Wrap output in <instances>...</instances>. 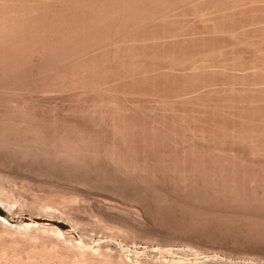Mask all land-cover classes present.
Wrapping results in <instances>:
<instances>
[{
  "label": "rangeland",
  "instance_id": "rangeland-1",
  "mask_svg": "<svg viewBox=\"0 0 264 264\" xmlns=\"http://www.w3.org/2000/svg\"><path fill=\"white\" fill-rule=\"evenodd\" d=\"M1 1L2 0H0V4L6 8H4L3 6L0 5L1 10H2V7L4 8L3 12L1 10L0 11L2 13H4L6 11V9L8 10V15H6V12L4 13L6 15V17L4 15L5 19L0 16L4 21L5 20L9 21L8 19L11 20V18L9 17L11 15H13L11 17L15 18V19H17V17L19 18L20 15L27 16L25 18V21H24V16H23V19H22V17H20L22 23H23V21L26 22V21L30 20V18L32 19V20H30V21H32V26H29V25H31V22L28 21V23H30V24L25 23L23 25L25 28H27V26H28L27 30L22 29L24 31L29 32L28 36H29V38L31 37L30 39H32V40L33 39L35 41L37 40V39H35L36 37H34V36L40 30L41 26L44 28L45 27L44 24H46L48 29H46V31H45V30H43V28H41L40 31L42 33L40 32L41 34L38 35V38L41 37L40 40L42 41V43L44 40V39L42 40V35L44 33H45L44 35H46V33H47V36L50 33L49 36L51 37V36H54V31H55V34H56V32L58 34V35H56V37L57 36L61 37L62 35H65V36H67L66 37L67 39H69V40L73 39L72 40L73 42L69 41V43H68L71 47L72 44L74 45V43H75L74 41H76L75 36L76 35L77 36L82 35V31H81V33L79 32V35L76 33L78 31L82 30L80 28H82L85 24V28L83 27V35H84V29H87L86 27L90 25V24H88V23H90L89 22L90 19H91V22L94 21L95 24L97 23L96 26H98L99 23L101 22L100 26H98V27H95V26L91 27L90 26L91 28L95 27L94 31H96V29H97V31H99L101 33V35L99 34V32H93V29H92V32H93L92 33L91 31H89L91 28L88 27L89 30L87 29L85 31H89L88 33H89V35L91 34L90 35L91 37H93L94 39L98 38L99 40H92L93 38L91 39V37L89 38V36L84 35L87 37L89 43H88V41H86L87 39H85V37L83 36L84 37L83 40H85L88 43L86 45L84 44L85 46H83V43H82L83 40L80 41V38L77 37V40L79 39V42L77 43V41H76V43L77 44L81 43L80 44L81 46L78 45L79 46L78 47L75 44L76 45V46L74 45V48L76 47L75 49H72L73 46H72V48H68L69 47V45L67 44L68 40L65 38V36H64V38L61 37L60 39L62 41L64 39V41L66 43L65 46L68 45V47L66 46L68 50L63 49L65 46L63 47V45H61V43L64 44L63 43L64 41L62 42L60 39L59 40L61 41V43H60V41L55 42L54 46H51L49 48L48 47L49 43L47 44L46 42L49 39H55V37L49 38V36H48L49 39L48 40L46 39V41L44 42V44H47V45H44V44L41 45L42 43L40 40H38V41H40V42H38V44L40 43L39 45L32 43L33 42L32 41L31 42L32 48H35L33 45H38V46H40V48H43V49L45 47V50L49 49L48 55H51V56L54 55L55 56L54 57L55 59H52V57H50L52 59V61H54L53 63L49 62V61H51L50 59H48V60L45 59L48 64H46V62H42V60L45 61L43 58L47 53V52L45 53V50L43 53L42 52L43 50H41L39 48L41 51L36 52V50H35L36 48H35L34 49V51L36 52L35 53L33 50L31 51V44H30L29 45L30 46L29 51H26L27 48H29V46H28L29 43H28V41H27V43L25 42L24 44L25 45L27 44L26 46H28V47H26V48L23 47L21 49V51L23 52V53L21 52L22 55L26 56V54H27V57H28V56L34 54V56H35L39 52L35 57L32 56V58L28 57L26 59L25 56L21 57V59L25 58L26 60H25V62H24V59L20 60L19 64H21V63H25V64H23V65L18 64V66H20V70L17 66V71L19 70L20 72H23V74L25 73L24 75H26V76H24V77L27 78V82L28 81L29 82L27 83L26 79L22 76L23 74L20 73V77L19 76H16V77L24 78V80L23 79H20V80H23V82H25V84L23 82L19 83L18 78H17L18 80L17 79H14V80H17L16 82L19 83L18 88L21 89L20 90L21 92L17 88L14 89L17 86L13 85V84L12 85L14 86V88L12 85H10V86H8L10 88L6 87V88L0 89V90H2V91H0V97H2V98H0L1 99L0 102H2L0 104L1 105L3 104L2 105L3 107L0 105L1 106L0 114L3 115L4 119L6 117L4 114H6L8 118H10V116H11L9 121H11L12 119L14 121V118H16L18 116L17 117V119H18L20 116L21 120L18 119L19 122L21 123V125L26 126L27 124H25V123H27L28 119H27V117L26 118L24 117V120H22V117L26 116V115L30 116L31 113L34 112V114L32 113L34 115L31 118L32 120L31 119L29 120L30 122L31 121L32 122L31 123L28 122V125L30 124V126H33L32 123L35 122L37 125L34 123L35 125L33 127H37V128H34V129L38 130L37 134L40 133L38 127L43 125L42 128L44 127L43 128L44 131H42V128L40 127L41 128L40 130L42 131L41 132L42 135L45 134V135H43L45 137L49 135L48 136L49 140L51 139V136H52V141L56 138L54 140L55 143L58 141V139H60L59 142L61 144H57L58 145L57 147L59 148V147L64 146V147H62L63 151L66 150V148L68 147V145L65 141L67 139L66 136L68 134H69L68 136L75 135V132H78L80 135L83 134L81 139L82 140L84 139V141H82L78 137L79 135L77 133H76L77 136L75 135V136H72V137L70 136V137L71 138L78 137V140H81V142H84V143L86 141V138L89 136L87 138V141H86V143L89 141L87 145L92 143L93 140L95 139V143L94 142L92 143V148L88 147L87 145H86V148H85V146L82 147L83 143L81 144V142L79 141L80 144L82 145V146H80L81 149H83V148L87 149V147H88V149L85 151H84V149L81 150L78 147V149H79L78 152H80V153L82 151L85 152V153L84 152H82V153L87 156V157H85V160L87 158V161H85L84 158L82 159V157H81V156H85V155H82V154L78 153L77 151H76V153L80 154L81 156L75 154V151H74V153H72L73 149L68 151V149H70L68 147V149L66 151L70 152L73 155L75 154V156L76 155L78 157L80 156V158H81V159L79 158V160H81V161L78 162V160H77L78 163H76V164L70 163L69 162L70 160H68V164H66L67 158H66V160L64 159L66 156L64 154L65 152H62L63 153L62 156H61V154L55 155V153H53V151L55 150L54 148H57V147H55L56 144L54 146V143H52V142H51L52 143L51 147L54 146V148H53L54 150L49 146V144H50L49 142L51 140L43 142L45 147L43 146V143H42L41 146L44 147L46 150V148H47L46 146L48 145L49 150L47 149V152H49L50 150H51V152L48 153L47 156H45L46 154L43 153L44 155L41 154L40 157H37V159H39V158L42 160L44 159L43 160L44 162H42V160H40V161L38 160L37 164L34 163L36 161H34L33 163L30 161V159L33 161V159L31 157H36V156L40 155L39 154V155L34 156V154L37 153V150L35 149V147L34 148L31 147V148L33 150L35 149L36 151L35 150L34 151L36 153L33 152V150L28 151L29 153H30V151H32L34 154L32 152H31V154H33V155L27 153V155L24 156V154H23L24 158H26V159H24L23 156L21 155V152H24V151H20V149H19L20 153H18V154L21 157L18 154L16 155L13 153V152L16 153L17 152L16 150H12V149L7 150L8 148L7 149L5 148V150H7L9 152H7V151L3 152L2 151L3 149L0 148V150L2 149L0 151V194H1L0 198L2 196L3 200L5 199L6 202H10L9 204L15 205L14 207H12V209H10L9 207H7L4 204L5 201H0V210L3 212V214L0 213V215L6 217V219H7V222L0 221V235H1L0 236V245L4 244L5 246H7L9 244L11 247V248H9V245H8L9 249H13V251L17 250V252L19 251L20 253L22 252L20 250L29 249V248L30 249L33 248V250L36 249L35 251H39L38 249L41 248V249H46L49 253H54V252L56 253L60 249H63V247L58 245L59 246V248L57 246L58 249L57 248L53 249V247H52L53 245H51V244L59 241V238H58L59 236H65V238L61 237L60 240L61 239H67V238L69 239L71 237L70 239L74 238L76 242H79L78 240H81V239L86 240L87 236H88L89 237L88 239H90L89 240L90 244L95 245L98 243H102L103 242L102 240L106 241L107 239H110L111 236L113 235L112 236L113 238H111V239H115V241L120 243L121 245L127 244V245H125V247H127V246L130 247V250H126L124 256L127 259H134L136 256L135 254H137V251L138 250L140 252L142 251V248H139V246H142V245L143 246L144 245L145 246H147V245L148 246H158V245H163L166 243H173V242L174 243H180V241L187 240V242L189 241L190 243H193L194 245H198V246L201 245V247L203 246V248L206 249L207 253H209L211 255L218 254V255L224 257L227 261H232V262H238V260L239 261H243V260L244 261H252L254 259V261L257 264H259V262H260V264H263L264 263V237H262V236H264V235H259V236L255 235V234L253 235V232H251L249 230L252 227L253 228L257 227V226L254 227V225H257V223H259L258 228H260L264 225V222H263L264 221V210H263L264 208L260 209L262 206V203H263L262 207H264V202L261 203V201L264 199V195H263L264 191L262 190V188L260 189L259 187L257 189L262 190V193L260 190L259 191L256 190V192L254 191L255 190L254 188L257 187L256 185H258L260 187L264 186V182H262L264 180L263 179L264 178V0H150V1L145 0L146 2L144 0H139V1L138 0H129V2H128V0H125V1L122 0L123 2L121 0H99V1L98 0H84V1L83 0H77V1L76 0H4L2 2ZM7 1H9V2H7ZM124 2H125V4H124ZM7 3H8V5H7ZM27 3H29V4H27ZM138 3H139V5H138ZM113 4L116 5V7ZM141 4H143V5H141ZM136 5H138L139 7ZM8 6L10 9H11V7H13V9H11V10H14V11H16V10L20 11L22 9L20 11L21 13L16 11L18 13L17 14L16 12L12 11L13 12V14H12V12L9 11L10 9L7 8ZM24 6L27 9V11L30 10L29 14L26 11V9L23 8ZM112 6L114 9L115 8L116 9L114 10L112 8ZM108 7H110L111 9ZM18 8H21V9H18ZM32 8L34 10L33 14L31 13ZM98 8H99V10H98ZM100 8H101V11L103 10L102 12L100 11ZM126 8L131 12H129ZM94 9H95V11L97 10V12H94ZM134 9H136V11ZM78 10H80V12ZM83 10L86 14L83 12ZM22 11H24V13ZM122 11H124V12L126 11V12L124 13ZM9 12L11 13V15H9ZM34 12H36V14H37L36 17L34 16V14H35ZM82 12L84 13V15ZM91 12H93V13L91 14ZM110 12H112V13L110 14ZM118 12H119V14H118ZM2 13H0V15H2ZM14 13H16V15ZM133 13H135V14H133ZM31 15H33V16L31 17ZM92 15H94V16H92ZM104 15H105V18H104ZM124 15H127V16H124ZM86 16H88L90 19L88 20V17H86ZM98 16H99V18H98ZM106 16H108V17L106 18ZM28 17H29V19L27 20ZM38 17L41 19H39ZM70 17H72V18H70ZM111 17H112V19H111ZM126 17L128 18V20L130 22L128 20L124 19ZM37 18H38V21H35V19L37 20ZM79 18H81V19H79ZM92 18H94V19H92ZM117 18H118V21H120L119 23L116 20ZM85 19H87L86 22H85ZM96 19L99 22L95 21ZM107 19H108V21H107ZM33 20L36 23L33 22ZM51 20H53V21L55 20V22H52ZM65 20H67V21L64 22ZM45 21H47V23ZM73 21H74V23H73ZM104 21L106 22V24L109 23L111 26H109V27L105 26ZM49 22L52 25H55L54 27H52V25H50V28L52 27L51 29L53 30V32H52V30H49V27H48ZM62 22H63V24H61ZM81 22L83 24H81ZM38 23L41 26H39ZM70 23H72V24H70ZM116 23H117V25L119 24L118 27L115 26ZM26 24H27V26H25ZM59 24H60V26H59ZM92 24H94V23L92 22ZM102 25H104V26H102ZM31 27L33 28V30H36L34 28H37V32H35V31L33 32L32 30L29 31L30 29H32ZM38 27H40V28H38ZM69 27H72V28H70L71 29L70 31L73 34L71 32H69V30H68ZM101 27H103V28H101ZM56 28H59V29H56ZM108 28H110V29H108ZM57 30L58 31L60 30V32H58ZM73 30L75 31V33L73 32ZM110 30L111 31L113 30V31L111 32ZM27 32L26 33L23 32V33H25V35H27ZM32 32L35 34V35L33 34L34 36L32 35ZM66 32L68 35L70 34V36L74 35V34H76V35H74V38H72L73 36H71L70 37L71 39H70L69 36L67 34H65ZM85 33L87 34V32H85ZM94 33H96V34H94ZM102 33H105V34H102ZM29 34H31L32 36H30ZM22 35L24 36V34H22ZM97 36H99V37H97ZM80 37H82V36H80ZM57 38L55 40H52V41L53 42L57 41L58 40ZM29 41H31V40H29ZM52 41L50 40L49 42H52ZM94 41H96V42L98 41L100 44L98 42L94 43ZM52 43H50V44H52ZM58 44L63 47V48H61L63 51L67 50L69 53H70L69 50H71L72 52H73V50H77L73 53H75L74 54L75 56L77 55L74 60H76V59H78V60H76V62L75 61L72 62L71 60L74 58V55L71 52L70 54L73 57V58H71L70 55H68V52L66 51V54L68 55L67 58L68 57H69V59L71 58V60L66 58V60H68L66 62H69V64L66 63L67 64L66 65L64 63L65 59L61 60L62 58H61L60 54L64 53V52H62V50H59V51H61V52H59L60 54H58V53L55 54V51H54V54L52 53L53 50L59 49V48H57L59 46ZM55 45L56 46L58 45V46L56 47ZM87 46L90 47L91 49L88 48ZM52 47L53 48L56 47V48L52 50L51 49ZM80 47H82V48H80ZM23 49L26 52H29V54L31 52L33 54L32 53L30 55L28 53L25 54V51ZM51 50H52V52H51V54H49V52ZM78 50L79 51L82 50V51L78 52ZM41 52H42V55L40 54ZM66 54L64 53L62 55V57L63 56L66 57ZM38 55H40L42 57L39 56L40 57L39 58ZM48 55H46V56H48ZM56 55H58V57H56ZM46 56H45V58H46ZM33 58H37V59H33ZM38 58H39V60H38ZM41 58H43V59H41ZM56 58L57 59L59 58V61ZM28 59H29V61H28ZM32 59H33V62L39 63L41 61V63H44L43 64L44 66L41 64L43 68L41 67L40 64L36 63L37 64L36 66L40 65L41 70H39V71H38V69L35 70L37 67L36 66L32 67L33 63H31L32 61H30ZM56 60H57V63H55ZM70 61L72 62V64L70 63ZM77 61H78V63H77ZM28 62H30V64ZM54 63L57 65H55ZM74 63L75 64L77 63L76 64L77 66ZM26 64L28 66L24 67V65H26ZM45 64L49 65L50 67L47 66V69H46ZM61 64H65L64 67L65 66L66 67L65 68L61 67L62 66ZM51 65H53V66L51 67ZM74 65L77 67V69ZM55 66H57V69L59 68V66L61 68H63V69H60V71H62L64 73V76L66 77V78L64 77V79H65L64 81H66V82L69 81L66 83V85H65V82L64 83L62 82L63 80L61 78H63V76L60 77V75H59L60 72H58L59 74L56 72V71H59V69L57 70L55 68ZM26 67H28V68L30 67V69L35 68L34 71L35 72L38 71L39 74L33 73V70L29 71V69L27 68L28 72H29L28 74H30V78H31L30 79L29 75L27 77V74L24 71V70H26V69H24ZM50 68H51V70H50ZM73 68L75 69L74 71H73ZM22 69H24V70H22ZM43 69L45 70L44 72H43ZM53 69H55V70H53ZM78 69H79V72L77 71ZM64 70H65V72H64ZM62 72H61V74H63ZM34 74L36 76H34ZM57 74L59 76H57ZM18 75H19V73H18ZM52 75H53V78L54 77L57 78V81H56V78L54 79L55 83L58 82L59 79L62 80L61 83L59 82V84H61V86H59V84H57V83H56L57 84L56 85L55 83L52 82L53 81ZM74 76H75V79H74ZM58 77H60V78H58ZM29 79L33 80V81H30ZM72 80H76V81L73 82ZM36 81H38V82H36ZM30 82H31V84H34V85L36 83L37 84L39 83L40 89L36 90L37 89L36 87L38 85H35L36 87H31L33 85H30L29 84ZM42 82H43V84H42ZM44 82H45V84H44ZM49 82H51L52 84H50ZM72 82H73V84H72ZM13 83L15 84V82H13ZM47 83H49V86L51 85V88L47 87V85H48ZM20 84H24L25 86L27 85L26 86L27 89L33 88L36 91H34V90L32 91L30 89V91L28 90L29 91L28 92L25 87L22 91L23 87H21L22 85L20 86ZM53 84L55 85L54 87H52ZM42 85H45L44 87H47V88H43ZM25 90H26V92H25ZM113 98H114V100H113ZM103 99H104V101H103ZM23 107H26V108H23ZM110 107H112L113 109ZM100 108H101V110H100ZM5 109H6V112H5ZM30 109H33V111L31 112ZM107 109L109 110V112ZM90 110L92 112H90ZM120 110H122V111H120ZM22 111L23 112L25 111V112L22 113ZM110 111H112V112H110ZM11 112H13V113H11ZM28 112L29 113L31 112V113L29 114ZM110 113H112V114H110ZM88 114H89L88 117L91 118L93 116V119L88 118L87 117ZM95 114L100 115V116H95ZM13 115H14V118H13ZM36 115L38 116V118ZM106 116H108V117H106ZM113 116H115V119L119 123H123L121 125L123 127H125L124 124L127 123L125 120H128V123L132 121L133 125L135 122V126H133L134 128L133 127H130V128H133V130L135 129L134 131H136V136L140 134L139 135L140 138H142L143 136H145L144 138H146V136L151 138L150 139L151 142L149 141L150 143H152L151 145L154 144V141L152 142L153 139L155 141H157L159 136L162 137V139L160 141L158 140L157 142H155L154 147L148 146L149 145L148 144L147 145L148 148H147L145 145V147H143V148H145L144 150H146L145 152L143 151V148H141V145H140V148L139 147L138 148L142 149V150H139V151L132 150V153H133L132 157L135 161L133 159L130 160V158H132V157H130L132 153H128L130 155L129 156L130 161H133L134 163L138 162L136 164L139 166L140 165L142 166V168L140 166V168H141V170H140V168H138V166H135L133 164L134 167H136V170L138 169L139 171L135 172L134 167H133V170H130L129 168L132 167L129 164L130 161L127 164V162H126L127 160H125L122 156L123 161L125 160L124 161L125 165H123V167L127 165L128 168H127V170L121 168L122 172H123V170H125V172H123L119 175L118 172L120 170V167L118 166V164L116 165V163H114V162L111 163L112 161H110V159L112 160L111 155L113 153H112V151H110L111 149L109 150V146L111 147V145L114 144V142H120V141H117L120 139L119 137L122 136L121 138L124 139L126 136H123V135L128 134L129 131L130 132L132 131V133H133L132 129L127 130L128 127L130 126V123H129V125H128V123L126 124L128 127H125V129L127 131V133H125L124 128L123 129L119 128L120 125L117 126L118 124L114 123L116 120L114 119ZM33 117H34V119L36 118V120L39 119V121H37L39 123H37L36 120H33ZM122 117L125 119H122ZM8 118H6V119L8 120ZM118 118L121 122L118 120ZM127 118H129L131 121ZM25 119H26V122H24ZM70 119H71V121H70ZM85 119H87V120L90 119V120H88L89 121L88 122ZM112 119L114 122L112 121ZM93 120L97 123L94 124L95 122ZM97 120L100 122H98ZM106 120H108V121H106ZM122 120H124L125 122ZM53 121H55V122H53ZM148 121H149V123H148ZM108 122L110 124L113 123V124H117V125L114 128V125H110ZM87 124L89 125V127ZM81 125L83 126V129H82ZM30 126H28L29 129H30ZM202 126L206 127L205 130H207L209 128L210 129L208 131H205V130H203L204 128ZM33 127H31V132L33 130ZM58 127H59V129H58ZM235 127H236V129H235ZM116 128H117V130L119 129L118 131L124 132L123 135H120V132H119V135H117L118 131L116 130ZM79 129H81L83 132ZM101 129H103V130H101ZM199 129H201V130H199ZM212 129L215 133L210 132V130H212ZM85 130H87V132ZM122 130H124V131H122ZM141 130L143 132H141ZM33 131H35V130H33ZM61 131H62V134H61ZM80 131H81V133H80ZM89 131H91V132H89ZM92 131H95V132H92ZM103 131H105V132H103ZM115 131H117V132L115 133ZM202 131H203V134H202ZM240 131L242 134L240 133ZM247 131H248V133H247ZM63 132L67 135H63L64 134ZM207 132L208 133L210 132V138L212 139V137H213L214 141L216 140L214 138L215 135H217V136L220 135V138L219 137H218L219 139L217 138V142L216 141L214 142L213 139L210 141L209 140L210 138L207 140V139H205L209 135ZM86 133H87V135H86ZM178 133H180V134H178ZM204 133L206 135V137L204 136L205 138L201 137V135H204ZM211 133H213L214 135L212 134L213 136H211ZM37 134H34V135H37ZM46 134H48V135H46ZM133 134L135 135V133H133ZM141 134H143V135H141ZM198 134H200V135H198ZM31 135L32 134H30V136ZM59 135L60 136L63 135V138L59 137ZM92 135L94 138L92 137ZM102 135H103V138H102ZM114 135L119 136L118 139H117V136L115 137ZM132 135H130V136H132ZM134 135L132 137H130L128 135L130 138H132L131 141L134 140V142L135 141L137 142V140H140V139H138L139 136L136 137ZM154 135H155V137L152 138V136H154ZM233 135H235V138ZM252 135H253V137H251ZM43 136L42 137L40 136V137L44 141L46 139L48 140V138L44 139ZM217 136H215V137H217ZM236 136H238V137H236ZM70 137L68 139L74 143L73 147L77 148V147H75L78 145V144L75 145V143L77 142V139L73 138L74 140H72ZM133 137H134V139H133ZM183 137H185V138H183ZM239 137H243V139L242 138L240 139ZM245 137H246V140H245ZM247 137L250 139V141ZM258 137H260V138H258ZM64 138H66V139L63 140ZM108 138H109V140H108ZM114 138H115V141H114ZM130 138H128V139H130ZM135 138H137V139H135ZM144 138H143V140L142 139L141 140L144 141ZM149 138L145 139L146 143L142 142L141 140L140 141L143 144H147L148 143L147 140H149ZM255 138L257 141L259 140V143L261 142L262 144L260 143L261 145L259 144V146H258V142H257V144L255 145L254 144V143H256ZM22 139H24V138H22ZM42 139H41V141H42ZM97 139H98V144L102 148L104 147L103 149L98 145L96 146ZM202 139H205V141ZM247 139H248V141H247ZM69 140H67V141L70 142ZM251 140H254V141H251ZM140 141H138V142L140 143ZM20 142L24 143L23 140ZM59 142H57V143H59ZM107 142H108V144H107ZM110 142L111 143L113 142V143L111 144ZM138 142L136 144H139ZM165 142H167L168 144ZM45 143H47V145ZM156 143H159L160 145L158 146V144L156 145ZM238 143H240V144H238ZM24 144H23V146H27L28 148L31 145V144L26 145V143H24ZM68 144H69V146L71 145L70 143H68ZM109 144H111V145H109ZM33 145L37 146L38 143L33 144ZM199 145H200V147L206 146L205 148L202 149L203 150L202 154L201 155L199 154L200 157L204 154L203 156L205 158L208 156V154H210L212 152L211 156H208L207 159L209 157H210V159L213 157L212 158L213 160H209V159L206 160L205 159L208 163H210V164L213 163V165H210L206 162V164L209 165L211 168H214L216 166V164H218L217 166H219V164H220V166L222 167L220 169L223 171L224 165H222L221 162L224 161V163L229 164V166H227L225 164L226 165L225 168H227V169L231 168V165L233 164L232 165L233 170L235 168L237 170L238 166L235 168L233 167V166H236L235 164H237V165H239V168L242 170V172H244L245 174H247L245 171L248 169V167H250V169L253 170V171H251L250 169L247 170L249 174H250V172H252L253 174L251 173V175L255 174V176H256V177L254 176L255 179H253L254 177L249 179V184H251V185H249V184L247 185L248 189L246 188L247 186L245 187V184H247L246 182H248V181L245 182L244 180L245 179L248 180L247 178L251 177V175H243L242 172H240L241 170L238 168L239 172H238V170L236 172L241 173L243 176H246L245 179H244V177L242 178L243 184H241V183L238 184V180H237V182L234 181L235 177H232L233 175L231 176L234 179L233 180L228 174L232 170L228 171L227 169L224 168L225 172L224 171L223 172L224 173L228 172L227 174L231 178V181H230V180H228V178L226 179L227 176L224 177L225 180H228L227 181L228 184L230 182H231L230 184H232V180H233L235 182V185L238 184L239 187L242 186L241 190H243V187H244V188H246V189H244L246 191L251 190V192L248 191L249 194L251 193V195H252V194L256 193L257 198H260L258 195L261 193L262 194L261 198L263 197V199L262 200L258 199L259 202L254 201V203H258V206L260 205L259 206L260 208L259 207L256 208L257 204L256 205L255 204L249 205L251 203L247 204V202L253 203V200H255L256 198L251 200L253 198V195L252 196L250 195V197H249V195H248V197L244 196L245 193L248 194L246 191H245V193H244V191L240 194L237 193V191L234 189L235 186H233V188H232V185L234 184V182L232 185H230V184L229 185L233 190H235L234 192H236L235 193L236 199H237V195H241L243 193H244L243 198L241 196L240 201H243L244 197L245 198L247 197V198H246V201L245 200L243 201V203L240 201L238 202L236 199H235V201L233 200L234 202L238 203V204L237 203L232 204V205L236 204L235 206H229L228 205L229 201L233 197L232 196L233 194H231V193H234V192L229 190V189H231L229 186H228L229 188L226 187L227 185H226V183H225L226 181H224V179H223V181L225 184H223V182H222V184L220 183V185H218L219 181L216 182L217 180L222 179L221 178L222 172H220L218 170L219 167L217 168V166H216L214 168V170L215 169L218 170V172L221 174V175L218 174L220 176V179H217V177L215 176V173L217 171L215 170L216 172H214V170L212 169L211 171H213V176L216 178L213 177L215 179L214 180L212 177L211 178L208 177L209 175H212L211 174L212 172H210V174L207 175V178L208 179L210 178L209 180H211V181H209L205 177L207 173L205 175H203L204 171H202L205 169V166H206V169H207V167H209L206 164L204 165V163L201 162L202 160L204 161V159L202 158V160H199L200 157L198 156L199 165H198V160L197 159L194 160V161L197 160L196 161L197 162L196 167H201V165L203 164L202 170H201V168H198V171L201 170V172H200L201 175L198 174L199 172L197 171V169L195 167L196 162L191 163V162H193V157L194 158H195V156L197 157V155H198L197 153L198 152L200 153L202 151L201 148H200V151H197L199 149H197V150L194 149V147L199 148ZM156 146L158 147V149H156ZM261 146L263 147V148H261L262 149L261 151L259 149L258 150L256 149V148L261 147ZM71 147H72V145H71ZM19 148H20V146H19ZM23 148H21V149H23ZM28 148L25 147V149H28ZM89 148L91 149V152H89ZM190 148H193L192 150H194V152L197 151V153H195L196 155H194V152L191 150L193 152V155H194L193 157L191 156L192 152H189L191 154V155L189 154L190 156L188 155V151H190L188 149H190ZM215 148H217V149H215ZM104 149L106 150L105 152H104ZM107 149L110 152H107ZM134 149H137V148L134 147ZM147 149H149V151H147ZM182 149H184V150H182ZM205 149L206 150L213 149V150H208L209 152L206 153L207 151ZM74 150H76V149H74ZM169 150L170 151L173 150V151L170 152ZM26 151L27 150H25V152ZM87 151H88V153L86 154ZM135 151L138 153H135ZM182 151L184 153L187 152L188 157H190L189 160H192L191 162L189 161V163L191 165L193 164L192 166H194V167H192L190 164H188V165H190V167H192L193 169L195 168L196 171H195V169L192 171L191 170L192 168L189 169L190 167H188V166H187V168L189 169V171H187L188 169L187 170L185 169L188 162L187 161H181L179 159L180 157L182 158V154H183V157L186 154V153L184 154ZM10 152H12V153H10ZM127 152L128 151H125V153H127ZM96 153H98V154H96ZM108 153H110V154H108ZM134 153L137 155H134ZM154 153H156V154H154ZM165 154H166V158H164ZM29 155H31V156L28 157L29 158L28 159L26 156H29ZM51 155L52 156L54 155L53 158ZM108 155H110V157ZM187 155H185L186 160L188 159ZM95 157H96V159H94ZM106 157H108V158H106ZM124 157L127 158V155L125 154ZM146 158H147V161H146ZM185 159H182V160H185ZM216 159H218V160H216ZM57 160H58V163L55 162ZM71 160H72V162H75V160L74 161H73V159H71ZM214 160H216V161H214ZM219 160H221V161H219ZM48 161H49V163H48ZM62 161H64V162L62 163ZM107 161H108V163H107ZM150 161L153 162V164L151 163L153 166H156V167H153L156 169L152 168L153 173L150 172V171H152V169H151L152 166L150 165V163H148ZM209 161H211V162H209ZM212 161L217 162V163L215 164ZM53 162L55 164L57 163V165L59 167L57 165H55ZM82 162H86V163L81 164ZM145 162H146V165H145ZM176 162H177V165L178 164L179 165L177 166V168L173 167V169H172L171 168L172 166H174V165L176 166ZM183 162H185V163H183ZM43 163L45 165H43ZM182 163L184 165L185 164L186 165L184 166ZM114 164H115V167L112 166ZM29 165H31V167ZM77 165H79V166L77 167ZM102 165L104 168L103 167L101 168ZM128 165L131 167H129ZM143 165H144V167H143ZM149 165H150V170H148V168H146L147 166L149 167ZM182 165L184 166L183 167L184 168L183 174L181 173L183 168L179 167ZM212 166H214V167H212ZM240 166L243 168L247 166V169L245 170V168H244V171H243V169ZM75 167H77V168H75ZM88 167H91V168H88ZM118 167H119V169H118ZM163 167L164 168L166 167L165 169L168 172H166L165 170L164 171L160 170V169H163ZM167 167L169 168L168 170H167ZM253 167H255V168H253ZM43 168H45V169H43ZM54 168H56V169H54ZM106 168H108V169H106ZM113 168L117 169L118 171L114 170ZM144 168L146 169V172H145ZM41 169H42V171H41ZM48 169H50L51 171L50 170L48 171ZM66 169H68V170H66ZM76 169H78L79 171ZM91 169H92V171H91ZM143 169H144L145 173L143 172ZM177 169H179V171H178L179 173H177ZM154 170H158V171L155 172ZM185 170H186V172H185ZM207 170L210 171V169H207ZM71 171H72V173H71ZM126 171H128V174L126 173ZM130 171H131V173L136 175V177L139 175V177H137L138 179L140 178V175L146 174L147 171H148V173L150 172L149 175L151 173L153 174V175L152 174L150 175L151 177H154V174L158 173L159 171H160L159 173H161V171H162L163 173H161V176H163V175L164 176L161 177L159 173L157 175L155 174V176L159 175L158 178L156 177V182L158 180H160V177H161V181L157 182L160 186L157 185L156 182L153 184V181H155V177L151 179L148 174H147V176L144 175L145 177L141 176V178H143V177L148 178L149 177L148 178L149 182H151V180L154 179L152 181V184L149 183L147 188H145V186H143V188H141V185H139V184L143 185V183H139V182L143 181V180L141 178L139 180L133 179L132 177L134 175H132L130 173L131 178H132V180H131L129 177H127L128 175H130L129 174ZM234 171H232L231 173L233 174ZM115 172H117L118 174ZM137 172L138 173L141 172L142 174H140V173L136 174ZM189 172L194 173V175H196V176L198 174V178L200 176H203L201 179L203 184H202V182L198 183V182H200V179L198 180V179L193 178V177L190 178V176L192 174L189 176L188 175ZM195 172H198V173L196 174ZM236 172H234V173L236 174ZM257 172L262 176V178H261V176L258 178ZM82 173H84V174H82ZM125 173H126V176H125ZM186 173H188L187 174L188 176H185ZM178 174H180V175H178ZM227 174H223V176L227 175ZM235 174H234V176L238 175L237 176L238 178L242 177L241 174H237V175H235ZM76 175H78V177H80L79 182H78V178ZM182 175L184 176V178L182 177ZM216 175H217V173H216ZM81 176L82 177L88 176L87 177L88 179L86 177H85L86 179L81 178ZM204 177H205V180H203ZM185 178H186V180L187 179L189 180V185H188V180L186 181ZM238 178H236V179H238ZM257 178L259 179V181H261L263 179L261 181L263 185H260L261 184L260 182H259L260 184L256 183V182H258ZM75 179H76V181H75ZM194 179H196V182L192 183V185L195 186L194 190L197 191L198 189H200L199 191H197V192H200L198 194V196H200L199 200L194 198L197 195L196 193H193L195 191L191 192L193 186L191 187L190 180L195 181ZM242 179H240V180L242 181ZM81 180L83 183H81ZM89 180H91V181H89ZM98 180H99V182H98ZM100 180H101V182H100ZM197 180H198V182H197ZM206 180H208L209 184H206V182H207ZM212 180H214L215 182ZM86 181H88L89 183ZM135 181L138 182V184ZM146 182H147V180L145 181L144 185H146L148 183V182L147 183ZM244 182H245V184H244ZM204 183L207 186L210 185L211 183H213L214 185L211 184L209 187V188H211V190L213 192L216 191L217 187H218V191L221 190L223 193L229 191L228 192L229 197H228V195L226 196V193L223 196V193L221 194V191L219 192V194L221 196H223L224 198H226V197L230 198V199L226 198V200L222 199L223 200L222 203H224V202H225L224 204L227 203V206L223 204V206H225L226 208L225 207L223 208V206L220 207V205H222V203H221V200H219V199H221L223 197L220 196V198H217V197H219V195L216 196L218 193L217 191L215 192L216 193V195H215V193H213L212 191L209 192L210 191V190H208L209 188L205 186V188H207V190H208V193H210V194L206 195L205 192H207V190L206 189L204 191L201 190V187L202 186L204 187ZM215 183H217V185ZM255 183H256V185H255ZM118 184L119 185L121 184V185L119 186ZM195 184H197V189H196ZM252 184H253V186L255 185V187L249 189L250 186L252 187ZM137 185H139V187ZM151 185L152 186L156 185V187H154V186L152 187ZM212 185L214 186L213 189L211 187ZM221 185H223V186L225 185L223 188H225V187H226V189L228 188L227 189L228 191L225 189H222ZM238 185H236V187ZM117 186L120 187L121 189L119 188L120 189L119 190L117 188ZM149 186H151V187H149ZM189 186L191 187V190H190ZM199 186H200V188H199ZM215 186H217V187H215ZM157 187H158V189H157ZM239 187H238V190H239ZM122 188H125V192H124V189H122ZM151 188H153V189L151 190ZM219 188H220V190H219ZM214 189H215V191H214ZM252 189H254V190H252ZM223 190H225V192ZM241 190H239V191L241 192ZM188 191H189V193H188ZM253 191H254V193H253ZM160 192H162V193H160ZM201 192H202L203 196L200 195ZM258 192H260V193L257 194ZM203 193H205V194H203ZM211 193H212V195H211ZM193 194H195V195H193ZM213 194L216 196V198L213 196ZM230 194L232 197L230 196ZM190 195H192V196H190ZM204 195H205V197H204ZM95 196H96V198H95ZM198 196H196V197L198 198ZM235 196L233 198H235ZM191 197H193V198H191ZM203 197H204V199H203ZM208 197H210V198H208ZM254 197H255V194H254ZM92 198H94V199H92ZM101 198H107V200L106 199L102 200ZM206 198H208V199H206ZM211 198H213L215 200V202L213 199L211 200ZM6 199L9 201H7ZM192 199H195L194 201L197 200V202H194ZM200 199H203V200H201L202 202L200 201ZM209 199H210V202H209ZM238 199H239V197H238ZM93 200H94V202H93ZM95 200H97V201H95ZM100 200H102L101 201L102 205L99 204ZM104 200H106V201L110 200V201L105 203ZM204 200L205 201L207 200V202H205ZM216 200L218 201V204L220 202L219 206L212 205V204L217 203ZM89 201L92 202V203H90L92 205L89 204V206H88L87 203ZM198 201L200 202V204L198 203ZM203 201H204V203H203ZM14 202H16L17 204ZM24 202L25 203L28 202V203H26V205H23ZM85 202H86V204H85ZM96 202H98V203L96 204ZM102 202H104V203H102ZM109 202L110 203L112 202L113 205L115 204L114 209L111 206H109L110 208L107 207L110 204ZM211 202H212V204H211ZM245 202H246L247 206L244 205ZM230 203H231V201H230ZM239 203L243 204L244 207L241 206V204L239 205ZM259 203H261V204H259ZM204 204H207V205L209 204L208 207L210 206L209 208L212 211L210 212L207 205L205 206ZM19 205H22V206H19ZM32 205H34V207H32ZM105 205H107V206H105ZM37 206H38V208H37ZM90 206H92V207H90ZM94 206L95 207L98 206L99 209H102L103 212L97 211ZM115 206H117L118 208ZM238 206L242 207L241 211L243 210L242 211L243 213H241V211H240V213L244 214V215L246 214L245 216L244 215L241 216V214H239V211H236L237 209H235L234 207L238 208ZM248 206H249L250 210H251V208H254V207L256 209L254 208L251 211L249 210L248 214L244 213L245 211H248L247 210ZM42 207H44V208L45 207H53V209L54 210L56 209V210L52 213V212L46 211V209H42ZM54 207H56V208H54ZM83 207H86V209ZM205 207H207V208H205ZM211 207H213L214 210L217 209V213L220 210V213H222V214L224 212L226 213V211H221V210H225V209L228 210V208H229L230 209L229 211H232V213L235 210L233 214L238 213L241 217L244 216V218H241L237 214L238 216L234 215V216L238 217L237 219H235L236 217H234V216L232 217L231 213L230 214L227 213L229 215L224 214L225 216H223V218H222V214L218 213L221 217L217 214L218 217L213 216V218L215 217V219H213L211 217L213 214L216 215L215 214L216 212L214 213V210L211 209ZM240 207H239V210H240ZM92 208L94 209V211ZM203 208H205L206 211ZM245 208H246V210H245ZM39 209H41V211H39ZM87 209H89V210H87ZM110 209H112V210H110ZM192 209L193 210L196 209V211H199V212L192 213L193 212ZM77 210L79 213L77 212ZM191 210H192V212H191ZM62 211L65 213H62ZM68 211H70V212H68ZM200 211L201 212L205 211V213L206 212L207 213L205 214L203 212L202 213L203 215H202ZM229 211H227V212H229ZM60 212H61V214H60ZM209 212L212 215L211 214L209 215L208 214ZM71 213L74 214V215L72 214V217H70ZM99 213L100 214L102 213V214L100 215ZM190 213L193 215V217H192V215H190ZM197 213L199 215L200 214L202 215L201 216V217H203V218H201L202 220H200L199 215L196 216ZM68 214H69V216L66 217V215H68ZM250 214H252V217H250ZM106 215H107V218H106ZM189 215H190V218H189ZM164 216H165V218H164ZM228 216H230V217L228 218ZM255 216H256V218L254 220L253 217H255ZM191 217H192V219H191ZM208 217H209V220H212V221H208L207 220ZM225 217H227L228 219L234 218L235 219L234 226L232 225L233 220H230L231 223L229 224L228 223L229 220L227 219V221H226ZM239 217H240V220H238ZM248 217H250L251 220L253 219L254 222L255 221L256 222L255 223L253 221L251 222V220ZM71 218H73L75 221ZM187 218H189V220ZM246 218L248 221L246 220ZM204 219H205V221L203 222ZM241 219H243V220L245 219L244 223H245V221H247L245 223V225L243 222H241V221H243ZM198 220L200 221V223L197 224L196 221H198ZM206 220H207V222H206ZM224 220H225V222H227L228 225L225 224V222L220 223ZM236 220H237V222H236ZM215 221H217V225L215 224ZM238 221H240L243 226L240 225V222L238 224ZM190 222H192V224ZM194 222L197 226L194 224ZM209 222L210 223L213 222V224H215L216 226H214L212 223L211 224L213 227L210 226ZM36 223L37 224L39 223L40 225H45L48 228H51V227L59 228L63 234L61 235V234H59V233H57L51 229L50 230L48 229V231H46V230L38 231L39 229H37V230L35 229L36 230V232H35L34 228H33V230H31L32 228L31 229L29 228L28 231L30 230L29 232L32 233V236H30L31 235L30 233H27L28 231L26 232L28 234L26 236L24 231H22L23 233L20 231V230H22V228L19 225H22V224L23 225H27V224L30 225V224H36ZM205 223H207V224H205ZM236 223H237V225H235ZM199 224H200V228H198ZM186 225L187 226L189 225V226L187 227ZM191 225L192 226L194 225V226L192 227ZM201 225H203V227H201ZM205 225H206V227H204ZM226 225H227V227H226ZM248 225L250 226L249 228H247ZM183 226H186V227H183ZM195 226H196V228H195ZM238 226H239V228H238ZM228 227H230V228H228ZM19 228H20V230H18ZM193 228H195V229H193ZM107 229L110 231H108ZM204 229H205V231H204ZM260 229H263V228H260ZM118 230L120 231V233L122 231L123 232L120 234ZM245 230H247V231H245ZM203 231H204V234L202 233ZM40 232H43L44 234L40 233ZM14 233H15V235H14ZM20 233H22V234H20ZM16 234H17V236H16ZM36 234H39V236L38 235H37L38 237L34 236ZM226 234H227V236H226ZM108 235L110 238L107 237ZM33 236L36 237L35 238L36 240L34 239ZM15 238L17 240H15ZM21 238H23V239H21ZM38 238L39 239L41 238L40 240L44 239V241L43 240L40 241ZM27 239H29V240H27ZM53 239H54V242H52ZM22 240H24V241H22ZM45 241H48L49 245H48V242H45ZM1 242H4V243H1ZM184 242H186V241H184ZM11 243L16 244V246L18 248L15 247V245L11 246L12 245ZM18 243H19V245H17ZM14 247H15V249H14ZM49 247L50 248L52 247V248L49 250ZM135 247H137V248H135ZM64 251H65V249L62 250V252L60 250L58 253L62 254V253H64ZM134 251H136V252H134ZM24 252L25 253L23 256H25V254H27L26 250ZM22 254H23V252H22Z\"/></svg>",
  "mask_w": 264,
  "mask_h": 264
},
{
  "label": "bare ground",
  "instance_id": "bare-ground-1",
  "mask_svg": "<svg viewBox=\"0 0 264 264\" xmlns=\"http://www.w3.org/2000/svg\"><path fill=\"white\" fill-rule=\"evenodd\" d=\"M2 1H4V0H2ZM2 1H1V2H2ZM76 1H77V0H76ZM83 1H84V0H83ZM98 1H99V0H98ZM121 1H122V0H121ZM121 1H120V2H121ZM124 1H125V0H124ZM138 1H139V0H138ZM144 1H145V0H144ZM148 1H150V0H148ZM5 2H6V1H5ZM7 2H9V1H7ZM14 2H15V1H14ZM16 2H17V1H16ZM122 2H123V1H122ZM126 2H127V1H126ZM128 2H129V0H128ZM132 2H133V1H132ZM136 2H137V1H136ZM142 2H143V1H142ZM145 2H146V1H145ZM154 2H155V1H154ZM182 2H183V1H182ZM3 3H4V2H3ZM11 3H12V2H11ZM84 3H85V2H84ZM91 3H92V2H91ZM98 3H99V2H98ZM113 3H114V2H113ZM133 3H134V2H133ZM140 3H141V2H140ZM151 3H152V2H151ZM14 4H15V3H14ZM16 4H17V3H16ZM27 4H29V3H27ZM37 4H38V3H37ZM124 4H125V2H124ZM145 4H146V3H145ZM154 4H155V3H154ZM0 5H1V4H0ZM7 5H8V3H7ZM10 5H11V4H10ZM96 5H97V4H96ZM106 5H107V4H106ZM108 5H109V4H108ZM111 5H112V4H111ZM113 5H114V4H113ZM128 5H129V4H128ZM132 5H133V4H132ZM138 5H139V3H138ZM138 5H136V6H138ZM141 5H143V4H141ZM1 6H3V5H1ZM15 6H16V5H15ZM15 6H14V7H15ZM79 6H80V5H79ZM102 6H103V5H102ZM114 6L116 7V5H114ZM122 6H123V5H122ZM136 6H135V7H136ZM152 6H153V5H152ZM154 6H155V5H154ZM3 7H4V6H3ZM3 7H2V10L0 9L2 12H3V9L6 8V7H4V8H3ZM18 7H19V6H18ZM31 7H32V6H31ZM31 7H30V8H31ZM84 7H85V6H84ZM99 7H100V6H99ZM103 7H104V6H103ZM130 7H131V6H130ZM138 7H139V6H138ZM7 8H9V6H8ZM23 8H25V6H24ZM30 8H29V9H30ZM33 8H34V7H33ZM33 8L31 9V10H32V12H31L32 14H33V11H34ZM77 8H78V7H77ZM108 8H110V7H108ZM108 8H107V9H108ZM112 8H113V6H112ZM136 8H137V7H136ZM9 9H10V8H9ZM11 9H13V7H11ZM11 9H10L9 11H11V12L14 11V10H11ZM18 9H21V8H18ZM25 9H26V8H25ZM25 9H24V10H25ZM29 9H28V10H29ZM70 9H71V8H70ZM104 9H105V8H104ZM110 9H111V8H110ZM113 9H114V8H113ZM115 9H116V8H115ZM115 9H114V10H115ZM120 9H121V8H120ZM126 9H127V8H126ZM15 10H16V9H15ZM21 10H22V9H21ZM21 10H20V11H21ZM75 10H76V9H75ZM98 10H99V8H98ZM127 10H128V9H127ZM134 10L136 11V9H134ZM137 10H138V9H137ZM1 11H0V13H2ZM16 11H17V10H16ZM16 11H14V12H16ZM20 11H17V12L21 13ZM26 11H27V9H26ZM29 11H30V10H29ZM29 11H27L28 14H29ZM78 11L80 12V10H78ZM85 11H86V10H85ZM89 11H90V10H89ZM100 11H101V8H100ZM102 11H103V10H102ZM102 11H101V12H102ZM128 11H129V10H128ZM5 12H6V15H8V10H7V9H6ZM5 12H4V13H5ZM17 12H16V13H17ZM22 12L24 13V11H22ZM27 12H26V13H27ZM83 12H84V10H83ZM83 12H82V13H83ZM94 12H97V10L95 11V9H94ZM105 12H106V11H105ZM108 12H109V11H108ZM122 12H124V11H122ZM125 12H126V11H125ZM125 12H124V13H125ZM129 12H131V11H129ZM132 12H133V11H132ZM4 13H2V15H0V16H1L2 18L5 19L6 15H5ZM16 13H14V14L16 15ZM23 13H22V14H23ZM34 13H35L34 16L36 17L37 14H36V12H34ZM55 13H56V12H55ZM77 13H78V12H77ZM84 13H85V12H84ZM84 13H83V15H84ZM92 13H93V12H91V14H92ZM111 13H112V12H110V14H111ZM136 13H137V12H136ZM163 13H164V12H163ZM12 14H13V12H12ZM17 14H18V13H17ZM28 14H27V15H28ZM57 14H58V13H57ZM68 14H69V13H68ZM79 14H80V13H79ZM85 14H86V13H85ZM94 14H95V13H94ZM103 14H104V13H103ZM108 14H109V13H108ZM118 14H119V12H118ZM118 14H117V15H118ZM130 14H131V13H130ZM133 14H135V13H133ZM133 14H132V15H133ZM138 14H139V13H138ZM4 15H5V17H4ZM9 15H11L10 12H9ZM19 15H20V14H19ZM38 15H39V14H38ZM72 15H73V14H72ZM95 15H96V14H95ZM97 15H98V14H97ZM105 15H106V14H105ZM105 15H104V18H105ZM113 15H114V14H113ZM113 15H112V16H113ZM127 15H128V14H127ZM127 15H124V16H127ZM11 16H13V15H11ZM11 16H9V17L11 18V20L8 19L9 21H7V20L4 21V20L0 17V89H1V88H6V87H8V86H10V85L13 84V85H16V86H17V87L14 88V86L12 85L13 88H14V89L17 88V89H19V91H20L21 89L18 88L19 83H20V82H21V83L23 82V80H24V78H25L24 76H26V75H24L25 73L23 74V72H20V71H19V70H20V66H18V64L20 63V60H23V59H24V62H25V60H26L28 57H31V58H32V56L35 57V56L39 53V52H38V53L34 56V54H33L31 51H32V50L34 51L35 48H36V49H35L36 52H37V51H41V50H43L42 52L44 53L45 47H44V49H43V48H40V46H38V45L40 44V43L38 44V42L41 41V40H40L41 37L38 38V35L42 33L40 30H41V28H43V27H42L41 25H39V23H38V25L41 26V28L38 27V28H40V30L38 31L39 33L37 32V28H34V29H36V30H33V28L31 27L32 29H30L29 31L32 30L33 32H34V31L37 32V34H36L37 36L32 32V35L34 34L35 36H34V35H33V36L36 37L35 39H37L36 41H35L34 39L32 40V39H30L31 37L29 38V36H28V33H29V32L24 31V30H27V28H28L27 24H30V23H28V21H30V20H32V19L30 18V20H28V19H29V17H28V18H27L28 21L24 22V21H25V18H26L27 16L23 15V16H24V21H23V23H22V21H21V19H20V17H22V19H23V16H22V15H20L19 18L17 17V19L12 18ZM28 16H29V15H28ZM32 16H33V15H31V17H32ZM39 16H40V15H39ZM59 16H60V15H59ZM92 16H94V15H92ZM99 16H100V15H99ZM99 16H98V18H99ZM102 16H103V15H102ZM109 16H110V15H109ZM114 16H115V15H114ZM76 17H77V16H76ZM80 17H81V16H80ZM86 17H88V16H86ZM100 17H101V16H100ZM107 17H108V16H106V18H107ZM117 17H118V16H117ZM136 17H137V16H136ZM159 17H160V16H159ZM38 18H39V17H38ZM38 18H37V20L35 19V21H38ZM70 18H72V17H70ZM6 19H7V18H6ZM39 19H41V18H39ZM45 19H46V18H45ZM61 19H62V18H61ZM64 19H65V18H64ZM64 19H63V20H64ZM79 19H81V18H79ZM89 19H90V18L88 17V20H89ZM92 19H94V18H92ZM111 19H112V17H111ZM111 19H110V20H111ZM124 19L128 20L127 17L124 18ZM130 19H131V18H130ZM76 20H77V19H76ZM86 20H87V19H85V22H86ZM116 20H117L118 23L120 22V21H118V18H117ZM121 20H122V19H121ZM126 20H125V21H126ZM35 21L33 20V22H35ZM51 21H52V22H55V20H54V21L51 20ZM58 21H59V20H58ZM58 21H57V22H58ZM60 21H61V20H60ZM66 21H67V20H65L64 22H66ZM80 21H81V20H80ZM80 21H79V22H80ZM95 21L99 22L97 19H96ZM100 21H101V20H100ZM105 21H106V20H105ZM105 21H104V22H105ZM107 21H108V19H107ZM111 21H112V20H111ZM128 21H129V20H128ZM145 21H146V20H145ZM30 22H31V25H29V26H32V21H30ZM45 22L47 23V21H45ZM68 22H69V21H68ZM75 22H76V21H75ZM83 22H84V21H83ZM85 22H84V23H85ZM89 22H90V23H88V24H90V25L86 27L88 30H89V28H91L92 26H95V27L100 26V23H101V22H100L99 25L96 26L97 23L95 24V22L92 21L95 25L92 24L91 19L89 20ZM123 22H124V21H123ZM129 22H130V21H129ZM25 23H27V24L25 25V26H27V28H25V27L23 26ZM35 23H36V22H35ZM58 23H59V22H58ZM73 23H74V21H73ZM107 23H108V22H107ZM121 23H122V22H121ZM127 23H128V22H127ZM48 24H49V26H48V27H49V30H52L51 28L55 26V25H52L50 22H49ZM48 24H47V25H48ZM55 24H56V23H55ZM61 24H63V22H62ZM67 24H68V23H67ZM70 24H72V23H70ZM81 24H83V23L81 22ZM88 24H87V25H88ZM91 24H92V25H91ZM108 24H109V23H108ZM108 24H106V22H105L104 25H105V26H108V27L111 26L110 24H109V25H108ZM140 24H141V23H140ZM34 25H35V24H34ZM34 25H33V26H34ZM44 25H45L46 28L44 27L45 29L43 28V30L46 31V29H48V28H47L46 24H44ZM50 25H52L51 28H50ZM57 25H58V24H57ZM104 25H102V26H104ZM113 25H114V24H113ZM118 25H119V24H118ZM118 25H117V23H116L115 26L118 27ZM59 26H60V24H59ZM62 26H63V25H62ZM72 26H73V25H72ZM77 26H78V25H77ZM90 26H91V27H90ZM36 27H37V26H36ZM74 27H75V26H74ZM83 27L85 28V24H84ZM83 27L80 28V29H82V30L79 29L80 31L77 30L78 32L76 33V34L79 35V32L81 33V31H82V35L77 36L76 34H74V35H76L75 37H76V41H77V43L79 42V39L77 40V37L80 38V41L83 40L84 37H85V39H87L86 36H89V38H90V37H91V36H90L91 34L89 35L88 32H89V31L92 32V29H93V32H99V31H97V29H96V31H94V30H95V27H94V28H91L89 31H85V30H87V29H84V35H86V36H84V35H83ZM88 27H89V28H88ZM63 28H64V27H63ZM70 28H72V27H69V29H68L69 32H71V31H70V30H71ZM77 28H78V27H77ZM101 28H103V27H101ZM115 28H116V27H115ZM22 29H24V30H22ZM56 29H59V28H56ZM108 29H110V28H108ZM112 29H113V28H112ZM49 30H48V31H49ZM60 30H61V29H60ZM60 30H59V31L57 30V31L60 32ZM66 30H67V29H66ZM74 30H75V29H74ZM74 30H73V32L75 33ZM106 30H107V29H106ZM48 31H47V32H48ZM103 31H104V30H103ZM110 31H111V30H110ZM112 31H113V30H112ZM112 31H111V32H112ZM23 32H25V33L27 32V35H25V33H23ZM40 32H41V33H40ZM50 32H51V31H50ZM52 32H53V30H52ZM52 32H51V33H52ZM63 32H64V31H63ZM69 32H68V33H69ZM85 32H87V34H86ZM91 32H90V33H91ZM93 32H92V33H93ZM108 32H109V31H108ZM111 32H110V33H111ZM116 32H117V31H116ZM30 33H31V32H30ZM43 33H44V32H43ZM71 33H72V32H71ZM22 34H24V36H23ZM44 34H45V33H44ZM44 34L42 35V40H43V39H44V40H43V43H42V41H41V43H42L41 45L44 44V42L46 41V39L48 40V39L51 38V37H52V38L55 37V39H56V38L58 37V36L56 37V35H58V34H57V32H56V34H55V31H54V36H51V37H50V36H49L50 33L48 34L49 38H48V36H47V33H46V35H44ZM65 34H67V32H66ZM72 34H73V33H72ZM94 34H96V33H94ZM99 34L101 35L100 32H99ZM102 34H105V33H102ZM21 35H22L23 37H22ZM29 35L32 36L31 34H29ZM51 35H52V34H51ZM67 35H68V34H67ZM74 35H71V36H73L72 38H74ZM97 35H98V34H97ZM115 35H116V34H115ZM45 36H46V37H45ZM64 36H65V35H62L61 37L64 38ZM68 36H69V38L71 37L70 34H69ZM80 36H82V37H80ZM83 36H84V37H83ZM20 37H21V38H20ZM43 37H44V38H43ZM61 37H58V38H57L58 40H57V41H54V42H53L52 40H55V39H49V40L46 42L47 44L49 43L48 47L50 48L51 46H54V43L60 41V40H61V39H60ZM66 37H67V36H65V38H66ZM95 37H96V36H95ZM97 37H99V36H97ZM100 37H101V36H100ZM32 38H33V37H32ZM92 38H93V37H91V39H92ZM162 38H163V37H162ZM28 39L31 40V41H29ZM59 39H60V40H59ZM66 39H67V38H66ZM70 39H71V38H70ZM91 39H90V40H91ZM38 40H40V41H38ZM50 40H51L53 43H52V42H49ZM67 40H68L67 44L69 43V41H70V42H73V41H72L73 39H72V40L67 39ZM74 40H75V39H74ZM92 40H99V39H98V38H97V39H96V38H95V39L93 38ZM27 41H28V43H29L28 46L31 44V51H30V52L33 54V55H30L31 53L29 54V52H26V51H29L30 46H29V48H27L26 51L23 49V50L25 51V54L28 53V54L30 55V56H28V57H27V54H26V56H25V55H22L23 52L21 51V49H22L23 47H24V48L28 47V46H26L27 44H26V45L24 44L25 42L27 43ZM32 41H33V42H32ZM34 41H35V42H34ZM61 41H62V40H61ZM61 41H60V43H61ZM63 41H64V39H63ZM63 41H62V42H63ZM76 41H74V42H75L74 45L76 44V45L78 46V45L81 44V43H80V44H77ZM86 41H88V39H87ZM86 41H85V40L82 41L83 46H85L86 44L89 43V41H88V43H87ZM31 42L34 43V44H38V45H33L35 48H32V43H31ZM85 42H86V43H85ZM95 42H96V41H94V43H95ZM97 42H98V41H97ZM97 42H96V43H97ZM50 43H52V44H50ZM60 43H59V44H60ZM63 43H64V44L61 43V45H63V47H64L66 43H65V41H64ZM92 43H93V42H92ZM98 43H99V42H98ZM47 44H44V45H47ZM59 44H58V45H59ZM71 44H72V43H71ZM84 44H85V45H84ZM99 44H100V43H99ZM23 45H24V46H23ZM58 45H57V46H58ZM68 45H69V44H68ZM68 45H66V46L68 47ZM74 45L72 44L71 47H70V45H69L68 48H72V46H73L72 49H75L76 47L74 48ZM76 45H75V46H76ZM37 46H38V47H37ZM55 46H56V45H55ZM57 46H56V47H57ZM59 46H60V45H59ZM59 46L57 47V48H59V49H55L56 47H55V48L52 47L51 49H52V50L55 49V50H53V52H52V50H51V51L49 52V54H51V52L54 54V51H55V54H57V53L60 54L59 52H61V51H59V50H62L61 48H63V47H62V46L59 47ZM66 46H65V47H66ZM80 46H81V45H80ZM83 46H82V47H83ZM91 46H92V45H91ZM100 46H101V45H100ZM104 46H105V45H104ZM119 46H120V45H119ZM41 47H42V46H41ZM65 47H64L63 49H67V47H66V48H65ZM78 47H79V46H78ZM78 47H77V48H78ZM82 47H80V48H82ZM87 47H88V46H87ZM94 47H95V46H94ZM39 48H40L41 50H40ZM46 48H47V47H46ZM88 48H90V47H88ZM38 49H39V50H38ZM90 49H91V48H90ZM46 50H47V49H46ZM46 50H45V53L47 52L46 55H48V51H49V49H48L47 51H46ZM67 50H68V49H67ZM67 50H66V51H67ZM94 50H95V49H94ZM66 51H63V50H62V52H64L65 54H66ZM69 51H70V53L72 52L71 50H69ZM75 51H77V50H73V52H75ZM81 51H82V50H80V51L78 50V52H81ZM85 51H86V50H85ZM21 52H22V53H21ZM34 52H35V51H34ZM36 52H35V53H36ZM42 52L40 53L41 55H42ZM67 52H68V51H67ZM73 52H72V54L74 55L75 53H73ZM140 52H141V51H140ZM20 53H21V54H20ZM64 53L60 54V56H61V58H62L61 60H64V59H65V60H64V63H65V64H66V63L69 64V62H66V61H68V60H66L67 56L70 55L71 58H73V57L71 56V54H70L69 52H68V55L66 54V57H65V56L62 57V55H63ZM128 53H129V52H128ZM53 54H52V55H53ZM46 55H45V56H46ZM129 55H130V54H129ZM24 56H25L26 59H25V58L21 59V57H24ZM39 56H40V55H38V57H39ZM43 56H44V55H43ZM45 56L43 57L44 60H45V59H47V60L50 59V60H51V61H49L50 63H53V62H54V61H52V59H55V58H54V57H55L54 55H53V56L48 55V56H46V58H45ZM60 56H59V57H60ZM76 56H77V55H76ZM76 56L74 55V58H73L72 60H71V58L69 59V57H68L67 59L71 60L72 62H74V61L76 62V60H78V59L74 60ZM103 56H104V55H103ZM146 56H147V55H146ZM40 57H42V56H40ZM40 57H39V58H40ZM48 57H49V58H48ZM50 57H52V59H51ZM56 57H58V55H56ZM64 57H65V58H64ZM123 57H124V56H123ZM132 57H133V56H132ZM136 57H137V56H136ZM31 58H30V59H31ZM39 58H38V60H39ZM43 58H41V59H43ZM33 59H37V58H33ZM33 59L30 60V61H32L31 63H33V65L31 64L32 67H33V66L35 67L37 64H40V65H41V64H42V65L44 64V63H41V61H40L39 63H38V62H33ZM56 59H57V58H56ZM157 59H158V58H157ZM57 60L59 61V58H58ZM57 60L55 61V63H57ZM61 60H60V61H61ZM119 60H120V59H119ZM28 61H29V59H28ZM35 61H36V60H35ZM71 61H70V63L72 64ZM109 61H110V60H109ZM42 62H46V60H45V61L42 60ZM28 63L30 64V62H28ZM28 63H27V64H28ZM36 63H37V64H36ZM55 63H54V64H55ZM58 63H59V62H58ZM61 63H62V62H61ZM77 63H78V61H77ZM77 63H76V64H77ZM23 64H25V63H21V64H19V65H23ZM27 64L24 65V67H25V66H28ZM46 64H48V63L46 62ZM46 64H45V66H46V69H47V66H48V67H50V66H49V65H46ZM59 64H60V63H59ZM59 64H58V65H59ZM65 64H61L62 66H61V65H60V66L63 67V68H65V67H66V66L64 67ZM67 64H66V65H67ZM74 64H75V63H74ZM76 64H75V65H76ZM101 64H102V63H101ZM40 65H39V66H36L37 68H36V69L34 68V69H35V70L38 69V71L41 70ZM42 65H41V67H42ZM55 65H57V64H55ZM75 65H74V66H75ZM78 65H79V64H78ZM130 65H131V64H130ZM135 65H136V64H135ZM17 66H18V68H19L18 71H17ZM29 66H30V65H29ZM43 66H44V65H43ZM52 66H53V65H51V67H52ZM60 66H59V68H58L59 71H56V72H57V73L60 72V74H59V73H58V74L60 75V77L63 76V78H61L63 81H62L61 79H59L58 82H56V83L59 84V82L61 83V81H62L63 83L65 82V85H66V83L69 82V81H67V82L64 81V80H65V79H64V77H65V76H64V73H63L62 71H60V69H63V68H61ZM76 66H77V65H76ZM76 66H75V67H76ZM80 66H81V65H80ZM21 67H22V66H21ZM38 67H39L40 69H39ZM27 68H28V67L24 68V69H26L27 71L24 70V69H22V70H24V71L26 72L27 77H28V75H29V78H30V74H28V73H29V72H28V69H29V71H30V70H31V71L33 70V73H38V74H39L38 71L35 72L34 69H32V68L30 69V67H29L28 69H27ZM42 68H43V67H42ZM55 68L57 69V66H55ZM98 68H99V67H98ZM58 69H57V70H58ZM76 69H77V67H76ZM81 69H82V68H81ZM87 69H88V68H87ZM22 70H21V71H22ZM50 70H51V68H50ZM53 70H55V69H53ZM74 70H75V69L73 68V71H74ZM90 70H91V69H90ZM44 71H45V70L43 69V72H44ZM77 71L79 72V69H78ZM93 71H94V70H93ZM17 72L19 73V75H18ZM41 72H42V71H41ZM61 72H62L63 74H61ZM64 72H65V70H64ZM133 72H134V71H133ZM20 73L23 74V75H22V74H21V75H22L24 78H19V77H20ZM54 73H55V72H54ZM94 73H95V72H94ZM31 74H32V73H31ZM40 74H41V73H40ZM58 74H57V76H59ZM75 74H76V73H75ZM120 74H121V73H120ZM32 75H33V74H32ZM54 75H55V74H54ZM16 76H19V77H16ZM22 76H21V77H22ZM34 76H36V75L34 74ZM75 76H76V75H75ZM75 76H74V79H75ZM15 77H16V78H15ZM60 77H58V78H60ZM76 77H77V76H76ZM78 77H79V76H78ZM17 78H18L19 80H18ZM36 78H37V77H36ZM46 78H47V77H46ZM52 78H53V75H52ZM55 78H56V77L53 78V81H52L53 83H55V81H54ZM65 78H66V77H65ZM14 79H17V80L19 81V83H17V82H16L17 80H14ZM20 79H23V80H20ZM25 79H26V82H27V78H25ZM30 79H31V78H30ZM30 79H29V80H30ZM67 79H68V78H67ZM67 79H66V80H67ZM76 79H77V78H76ZM78 79H79V78H78ZM137 79H138V78H137ZM139 79H140V78H139ZM158 80H159V79H158ZM165 80H166V79H165ZM173 80H174V79H173ZM30 81H33V80H30ZM42 81H43V80H42ZM56 81H57V78H56ZM72 81L74 82V81H76V80H72ZM141 81H142V80H141ZM13 82H15V84H14ZM28 82H29V81H28ZM28 82H27V83H28ZM36 82H38V81H36ZM36 82H35V83H36ZM73 82H72V84H73ZM154 82H155V81H154ZM23 83L25 84V82H23ZM27 83H26V84H27ZM49 83L52 84L51 82H49ZM49 83H47V84H48L47 87H48V88H51V85L49 86ZM56 83H55V84H56ZM70 83H71V82H70ZM17 84H18V85H17ZM24 84H20V86L22 85L21 87H23V88H22V91H23L24 87L26 88L27 91H28V90L30 91L31 88L29 87L30 89H27V87H26L27 85L25 86ZM29 84H30V85H33V86H31V87H36L35 85H38V86L36 87L37 89H36V88H35V89H36V90L40 89V87H39V83H38V84L36 83V84L34 85V84H31V82H30ZM42 84H43V82H42ZM44 84H45V82H44ZM57 84H56V85H57ZM94 84H95V83H94ZM99 84H100V83H99ZM40 85H41V84H40ZM65 85H64V86H65ZM203 85H204V84H203ZM44 86H45V85H42L43 88H47V87H44ZM54 86H55V85L53 84L52 87H54ZM59 86H61V84H59ZM97 86H98V85H97ZM143 86H144V85H143ZM8 88H10V87H8ZM67 88H68V87H67ZM83 88H84V87H83ZM41 89H42V88H41ZM148 89H149V88H148ZM11 90H12V89H11ZM26 90H25V92H26ZM31 90L33 91L34 89L32 88ZM36 90H34V91H36ZM100 90H101V89H100ZM159 90H160V89H159ZM0 91H2V90H0ZM29 91H28V92H29ZM20 92H21V91H20ZM218 92H219V91H218ZM1 94H2V93H1ZM102 94H103V93H102ZM2 95H3V94H2ZM6 96H7V95H6ZM9 97H10V96H9ZM20 97H21V96H20ZM107 97H108V96H107ZM0 98H2V97H0ZM0 100H1V99H0ZM113 100H114V98H113ZM113 100H112V101H113ZM103 101H104V99H103ZM107 102H108V101H107ZM110 102H111V101H110ZM110 102H109V103H110ZM0 103H2V102H0ZM0 105H1V104H0ZM2 105H3V104H2ZM2 105H1V106H2ZM1 106H0V108H1ZM17 106H18V105H17ZM27 106H28V105H27ZM96 106H97V105H96ZM109 106H110V105H109ZM147 106H148V105H147ZM2 107H3V106H2ZM91 107H92V106H91ZM23 108H26V107H23ZM84 108H85V107H84ZM84 108H83V109H84ZM110 108H112V107H110ZM171 108H172V107H171ZM19 109H20V108H19ZM41 109H42V108H41ZM83 109H82V110H83ZM86 109H87V108H86ZM112 109H113V108H112ZM20 110H21V109H20ZM22 110H23V109H22ZM30 110H31V112L33 111V109H30ZM100 110H101V108H100ZM107 110H108V109H107ZM171 110H172V109H171ZM3 111H4V110H3ZM8 111H9V110H8ZM18 111H19V110H18ZM77 111H78V110H77ZM120 111H122V110H120ZM5 112H6V109H5ZM16 112H17V111H16ZM16 112H15V113H16ZM24 112H25V111H24ZM24 112L22 111V113H24ZM26 112H27V111H26ZM31 112H30V113H31ZM90 112H92V111L90 110ZM99 112H100V111H99ZM108 112H109V110H108ZM110 112H112V111H110ZM113 112H114V111H113ZM116 112H117V111H116ZM1 113H2V112H1ZM11 113H13V112H11ZM22 113H21V114H22ZM28 113H29V112H28ZM28 113H27V114H28ZM30 113H29V114H30ZM32 113L34 114V112H32ZM32 113H31V115H30L31 117H30L29 115H26V116H23V117H22V120H24V117H25V118L27 117V119H28L27 123H25V124L28 125V122H29V123L32 122V121H31V122L29 121V120L32 118V116H34ZM207 113H208V112H207ZM8 114H9V113H8ZM91 114H92V113H91ZM110 114H112V113H110ZM113 114H114V113H113ZM209 114H210V113H209ZM4 115L6 116L5 119H4L3 115L0 114V119H1V120H0V148L3 149V150L1 149L3 152H6L7 150H9V149L11 150V149H12V150H16V151H17L16 153L13 152L14 154L17 155L18 153H20V152H19V149H20V151H24V152H21V155L23 156V154H24V156H25V155H27V153H29V152H28L29 150H33L32 148L35 147V149L37 150V153H38V154L35 152V151H36L35 149H34L35 151L33 150V152H35L36 154H34L32 151H30L29 154H31V152L34 154V156L40 154L39 156L31 157V158L33 159V161L30 159V161H31L32 163H33L34 161H36V162H34V163L37 164V163H38V160H39V161L42 160V159H40V158L37 159V157H40L41 154H42V155L46 154L45 156H47V154L51 152V150H50L49 152H47V149L49 150L47 143H45V144L47 145V146H46L47 148H46V150H45V148H44L45 146H44V143H43V142H46V141H50V140H51V141L49 142L50 144L48 143L50 147H51L52 143H54V146H55V144H56L55 147L58 146L57 144H61V143L59 142L60 139H58V141H57V142H59V143H57V142L55 143L54 140H55L56 138H55V139L53 138V139H54V140H53L54 142H53V141H52V136H51V139L49 140V137H48V136H49V135H48L49 133H48V132H47L48 134H46V135H48V136L45 137V136H43V135H45V134L42 135L41 132L44 131V130H43L44 127L42 128L43 125H41V126L38 127V128H39V131H40V133L38 132V133L40 134V135H39V134H37V131H38V130L34 129V128H37V127H33V126L36 124L35 122L32 123L33 126H30V124L28 125V126H30V129H29V127H28L27 125H26V126L21 125V123H20L19 120H18V119L21 118L20 116H19V118L17 119L18 116H17L16 118H14V115H15V114H14V115H13L14 121H13V119H12L11 121H9L10 118H11V116H10V118H8L6 114H4ZM23 115H24V114H23ZM120 115H121V114H120ZM120 115H119V116H120ZM125 115H126V114H125ZM8 116H9V115H8ZM36 116H37V115H36ZM66 116H67V115H66ZM88 116H89V114L87 115V117H88ZM90 116H91V115H90ZM95 116H100V115L95 114ZM111 116H112V115H111ZM122 116H123V115H122ZM186 116H187V115H186ZM1 117H2V118H1ZM29 117H30V118H29ZM106 117H108V116H106ZM113 117H114V119H115V116H113ZM113 117H112V118H113ZM211 117H212V116H211ZM6 118H8V120H7ZM37 118H38V116H37ZM63 118H64V117H63ZM88 118H90V117H88ZM91 118L93 119V116H92ZM91 118H90V119H91ZM99 118H100V117H99ZM109 118H110V117H109ZM120 118H121V117H120ZM156 118H157V117H156ZM2 119H3V120H2ZM15 119H16V120H15ZM75 119H76V118H75ZM90 119H88V120H90ZM122 119H125V118L122 117ZM127 119H129V118H127ZM20 120H21V119H20ZM31 120H32V119H31ZM33 120H36V118L34 119V117H33ZM40 120H41V119H40ZM53 120H54V119H53ZM73 120H74V119H73ZM78 120H79V119H78ZM81 120H82V119H81ZM85 120H87V119H85ZM88 120H87V121H88ZM98 120H99V119H98ZM98 120H97V121H98ZM115 120H116V119H115ZM118 120H119V118H118ZM129 120H130V119H129ZM133 120H134V119H133ZM140 120H141V119H140ZM187 120H188V119H187ZM15 121H16V122H15ZM17 121H18V122H17ZM37 121H39V119H37L36 122H37ZM43 121H44V120H43ZM48 121H49V120H48ZM48 121H47V122H48ZM70 121H71V119H70ZM83 121H84V120H83ZM93 121H94V120H93ZM106 121H108V120H106ZM112 121H113V119H112ZM119 121H120V120H119ZM122 121H124V120H122ZM125 121L128 123V120H125ZM125 121H124V122H125ZM130 121H131V120H130ZM150 121H151V120H150ZM223 121H224V120H223ZM21 122H22V121H21ZM24 122H26V119H25ZM53 122H55V121H53ZM85 122H86V121H85ZM85 122H84V123H85ZM88 122H89V121H88ZM90 122H91V121H90ZM94 122H95V121H94ZM98 122H100V121H98ZM110 122H111V121H110ZM113 122H114V121H113ZM120 122H121V121H120ZM34 123H35V124H34ZM37 123H39V122H37ZM40 123H41V122H40ZM48 123H49V122H48ZM96 123H97V122H95L94 124H96ZM106 123H107V122H106ZM108 123H109V122H108ZM114 123H117L118 125H117V124H113V123H111V124L109 123V124H110V125H114V128H115L116 125H117V126L120 125L119 128H122V129H123V128L125 129V127H128V126L126 125L127 123L124 124L125 127L121 126L123 123H119L117 120H116ZM129 123H130V126L128 127L127 130H129V129H132V130H133V128H134L133 126H135V122H134V125L132 124V121L129 122ZM129 123H128V125H129ZM148 123H149V121H148ZM188 123H189V122H188ZM25 124H24V125H25ZM41 124H42V123H41ZM62 124H63V123H62ZM88 124H89V123H88ZM88 124H87V125H88ZM137 124H138V123H137ZM36 125H37V124H36ZM38 125H39V124H38ZM69 125H70V124H69ZM92 125H93V124H92ZM131 125H132V126H131ZM81 126H82V125H81ZM81 126H80V127H81ZM96 126H97V125H96ZM108 126H109V125H108ZM248 126H249V125H248ZM31 127H33V130H35V131L32 130V132H31ZM40 127L42 128V131L40 130V129H41ZM52 127H53V126H52ZM63 127H64V126H63ZM75 127H76V126H75ZM88 127H89V125H88ZM90 127H91V126H90ZM109 127H110V126H109ZM130 127H133V128H130ZM157 127H158V126H157ZM202 127H203V126H202ZM45 128H46V127H45ZM117 128H118V127H117ZM117 128H116V130H117ZM137 128H138V127H137ZM180 128H181V127H180ZM203 128H204L203 130H205L206 127H203ZM58 129H59V127H58ZM82 129H83V126H82ZM86 129H87V128H86ZM90 129H91V128H90ZM194 129H195V128H194ZM209 129H210V128H209ZM209 129H207V130H205V131H208ZM235 129H236V127H235ZM50 130H51V129H50ZM63 130H64V129H63ZM68 130H69V129H68ZM76 130H77V129H76ZM79 130H81V129H79ZM91 130H92V129H91ZM101 130H103V129H101ZM107 130H108V129H107ZM112 130H113V129H112ZM118 130H119V129H118ZM118 130H117V131H118ZM134 130H135V129H134ZM134 130H133V133H135V135L132 133V131H131V132L129 131L130 133L128 132V134H126V135H125V134L123 135L124 132H120V131L117 132V131H115V133H116V132L118 133L117 135H119V132H120V135H123V136H126V137L123 139V138H121L122 136L119 137V136L116 135V136H117V139H118V137L120 138L119 140H117V139H116V140H117V141H120V142H114V144H112L113 142H112V143L110 142L112 145L109 144V145H111V147L109 146V150L111 149L110 151H112V153H113V154L111 153V154H112V155H111V156H112V157H111L112 160H111L110 158H109V159H110V161H112L111 163L114 162V163H116V165L118 164V166L120 167V170H121V171L119 170V172H118L119 175H120L121 173L125 172V170H123V172H122V169H121V168L126 169V170H127V168H128L127 165L123 167V165H125V162H124V161L127 160L126 162H127V164H128V162H129L130 160L133 159V157H132V156H133L132 150H136V151L142 150V149H139V148H140V145H141V148L145 147V145H146V147H147L148 144H149L148 146H153V147H154V146H155V145H154L155 142H157L158 140L160 141V140L162 139V137H160V136H159L160 139L157 137L158 140L155 138L157 141H155V140L153 139L152 142L154 141V144L151 145V144H152V143H150V142H151V140H150L151 138H149V137L146 136L147 139L149 138V140H147L148 143H147V144H143L142 142L146 143V142H145V139H146V138H144L145 136H143L142 138H140V136H139L140 134L137 132V133L139 134V135H137V136H139L138 139H140V140L142 139V140H143V138H144V141L141 140V141H142V142H141L140 140H137V142L140 141L141 144H140L139 142H138L139 144H136L137 142H136V141L134 142V140L131 141L132 138H130V137H132L133 135L136 136V131H134ZM178 130H179V129H178ZM199 130H201V129H199ZM45 131H46V130H45ZM77 131H78V130H77ZM81 131H82V130H81ZM81 131H80V133H81ZM85 131L87 132V130H85ZM122 131H124V130H122ZM150 131H151V130H150ZM189 131H190V130H189ZM219 131H220V130H219ZM34 132H35V133H34ZM55 132H56V131H55ZM71 132H72V131H71ZM82 132H83V131H82ZM89 132H91V131H89ZM89 132H88V133H89ZM92 132H95V131H92ZM103 132H105V131H103ZM108 132H109V131H108ZM113 132H114V131H113ZM141 132H143V131L141 130ZM160 132H161V131H160ZM164 132H165V131H164ZM172 132H173V131H172ZM210 132L215 133V132L213 131V129L210 130ZM210 132H209V133L207 132V133L209 134V135H208L209 137L207 136L208 138L206 137L205 133H204V135H201V137H203V138L206 137L205 139L208 140V139L210 138ZM237 132H238V131H237ZM29 133L32 134V135L30 136ZM50 133H51V132H50ZM58 133H59V132H58ZM58 133H57V134H58ZM63 133H64V132H63ZM69 133H70V132H69ZM76 133L79 135L78 137L81 139L83 134L80 135L78 132H75V135H76ZM96 133H97V132H96ZM125 133H127L126 129H125ZM213 133H211V136L214 135ZM240 133H241V131H240ZM247 133H248V131H247ZM34 134H37L38 136H37V135H34ZM51 134H52V133H51ZM57 134H56V135H57ZM61 134H62V131H61ZM89 134H90V133H89ZM89 134H88V135H89ZM100 134H101V133H100ZM106 134H107V133H106ZM132 134H133V135H132ZM145 134H146V133H145ZM178 134H180V133H178ZM202 134H203V131H202ZM212 134H213V135H212ZM235 134H236V133H235ZM241 134H242V133H241ZM251 134H252V133H251ZM63 135H67V134L64 133ZM63 135H62V136L59 135V137L63 138ZM68 135H69V134H68ZM68 135L66 136L67 139H66V138L63 139V140L66 139L65 141H66L68 147L70 148V149H68V147H67V148L65 147L66 150L68 149V151H70V150L73 149L72 153H74V151H75V154H77L76 151H77V152L79 151L78 147L80 148V146L83 145L82 147L85 146V148H86V145H87L88 142H89V141H88V142L86 143V141H87V138H88L89 136L86 138L85 143H84V142H81L82 139H81V140H78V137H76V138L73 137L74 139H77V142L75 143V145H77V144L79 145L80 142H81V144L83 143L82 145L80 144L79 146H78V145L75 146V147H77V148H74V147H73V146H74V143L68 139L71 135H70V136H68ZM75 135H72V136H75ZM84 135H85V134H84ZM86 135H87V133H86ZM94 135H95V134H94ZM128 135H129V136L132 135V136L129 137ZM141 135H143V134H141ZM149 135H150V134H149ZM185 135H186V134H185ZM198 135H200V134H198ZM218 135H219V134H218ZM239 135H240V134H239ZM239 135H238V136H239ZM245 135H246V134H245ZM40 136H41V137L43 136L44 139H45V138H48V140L46 139V140L44 141ZM72 136H71V137H72ZM76 136H77V135H76ZM80 136H81V137H80ZM100 136H101V135H100ZM100 136H99V137H100ZM106 136H107V135H106ZM110 136H111V135H110ZM114 136H115V135H114ZM116 136H115V137H116ZM137 136H136V137H137ZM157 136H158V135H157ZM171 136H172V135H171ZM204 136H205V137H204ZM215 136H217V135H215ZM215 136H214V138L216 139L215 141L217 142V138H218V137L220 138V135L217 136V137H215ZM233 136H234V138H235V135H233ZM238 136H236V137H238ZM246 136H247V135H246ZM249 136H250V135H249ZM71 137H70V138H71ZM83 137H84V136H83ZM90 137H91V136H90ZM92 137H93V135H92ZM107 137H108V136H107ZM111 137H112V136H111ZM127 137L130 138V139H128ZM150 137H151V136H150ZM153 137H155V135L152 136V138H153ZM191 137H192V136H191ZM251 137H253V135H252ZM251 137H250V138H251ZM22 138H24V139H22ZM40 138L42 139V141H41ZM73 138H71V139L74 140ZM84 138H85V137H84ZM93 138H94V137H93ZM102 138H103V135H102ZM104 138H105V137H104ZM178 138H179V137H178ZM183 138H185V137H183ZM219 138H218V139H219ZM225 138H226V137H225ZM239 138H240V139H241V138L243 139V137H239ZM239 138H238V139H239ZM247 138H248V137H247ZM258 138H260V137H258ZM90 139H91V138H90ZM133 139H134V137H133ZM135 139H137V138H135ZM173 139H174V138H173ZM205 139H202V140L205 141ZM212 139H213V137H212ZM212 139L210 138L209 140L211 141ZM221 139H222V138H221ZM238 139H237V140H238ZM248 139H249V138H248ZM248 139H247V141H248ZM253 139H254V138H253ZM262 139H263V138H262ZM22 140L24 141V143H26V145H27V144H29V145L31 144V145L29 146V148H28L27 146H23L24 143L22 142V143H23V144H22V143L20 142V141H22ZM67 140H69L70 142H68ZM88 140H89V139H88ZM92 140H93V139H92ZM92 140H91V141H92ZM108 140H109V138H108ZM110 140H111V139H110ZM163 140H164V139H163ZM245 140H246V137H245ZM75 141H76V140H75ZM79 141H80V142H79ZM82 141H84V139H83ZM91 141H90V142H91ZM99 141H100V140H99ZM114 141H115V138H114ZM149 141H150V142H149ZM188 141H189V140H188ZM213 141H214V139H213ZM215 141H214V142H215ZM219 141H220V140H219ZM239 141H240V140H239ZM239 141H238V142H239ZM249 141H250V139H249ZM251 141H254V140H251ZM33 142H34V143H33ZM51 142H52V143H51ZM61 142H62V141H61ZM78 142H79V143H78ZM93 142L95 143V139L93 140ZM93 142H92V143H93ZM104 142H105V141H104ZM108 142H109V141H108ZM108 142H107V144H108ZM133 142H134V143H133ZM163 142H164V141H163ZM255 142H256V143H254L255 145H256L257 142H258V146H259V144L261 143V142L259 143V140L257 141L256 138H255ZM19 143H20V144H19ZM32 143H33V144H37V143H38V145H37V146H36V145L34 146ZM42 143H43V146H44V147L41 146ZM68 143H70V144L72 145V147H71V145L69 146ZM92 143H90V144L87 145V146L90 147V148H92ZM159 143H160V142H159ZM159 143H156V145L158 144V146H159V145H160ZM161 143H162V142H161ZM165 143H167V142H165ZM182 143H183V142H182ZM21 144H22V145H21ZM62 144H63V143H62ZM84 144H85V145H84ZM142 144H143L144 146H143ZM167 144H168V143H167ZM238 144H240V143H238ZM250 144H251V143H250ZM261 144H262V143H261ZM261 144H260V145H261ZM24 145H25V144H24ZM90 145H91V146H90ZM97 145L100 146V145L98 144V139H97L96 146H97ZM102 145H103V144H102ZM186 145H187V144H186ZM218 145H219V144H218ZM19 146H20V148H19ZM54 146H52L51 148L53 149ZM106 146H107V145H106ZM162 146H163V145H162ZM164 146H165V145H164ZM181 146H182V145H181ZM23 147H24V148H23ZM25 147L28 148V149H25ZM31 147H32V148H31ZM37 147H38V148H37ZM62 147H64V146H62ZM62 147L54 148L55 150L53 149L54 151H53V150H52V151H53V153H55V155H59V154H61V156H62V154H63L62 152H65L64 154H65L66 156H65L64 159L66 160V158H67V160H66V161H67L66 164H68V160H70L69 162H70V163H73V164H76V163H78L79 161H81V160H79V158H80V156H81L80 154L85 155V154H83L82 152H84L85 150L88 149V147H87V149H84V148H83L84 151H82L81 153L78 152V153H80V154H77V155H80V156L78 157L77 155L75 156V154L73 155V154H71L70 152H68V151H66V150L63 151ZM100 147H101V146H100ZM134 147H136L138 150H137V149H134ZM138 147H139V148H138ZM190 147H191V146H190ZM205 147H206V146H205ZM205 147H203V146L200 147V145H199V148H198V147H197V148L194 147V149H195V150L199 149V150H197V151H200V148H201V150H202V149L205 148ZM214 147H215V146H214ZM251 147H252V146H251ZM255 147H256V146H255ZM255 147H254V148H255ZM5 148H6V149L8 148V149L5 150ZM21 148H23L24 150L21 149ZM43 148H44V149H43ZM51 148H50V149H51ZM90 148H89V152H91V149H90ZM101 148H102V147H101ZM101 148H100V149H101ZM103 148H104V147H103ZM103 148H102V149H103ZM107 148H108V147H107ZM147 148H148V147H147ZM173 148H174V147H173ZM173 148H172V149H173ZM179 148H180V147H179ZM261 148H263V147L261 146V147H258V148H256V149H257V150L259 149V150L261 151V150H262ZM74 149H76V150H74ZM80 149H81V148H80ZM83 149H81V150H83ZM144 149H145V148H143V151L145 152L146 150H144ZM156 149H158L157 146H156ZM169 149H170V148H169ZM192 149H193V148L188 149V150H190V151H188V155L190 154L189 152H192V151L194 152V150H192ZM215 149H217V148H215ZM256 149H255V150H256ZM1 150H0V151H1ZM25 150H27V151L25 152ZM81 150H80V151H81ZM109 150L107 149V152H110ZM150 150H151V149H150ZM182 150H184V149H182ZM191 150H192V151H191ZM205 150H206V149H205ZM208 150H213V149H208ZM208 150H206V151H207L206 153L209 152ZM99 151H100V150H99ZM105 151H106V150L104 149V152H105ZM125 151H128V152L125 153ZM136 151H135V153H138V152H136ZM147 151H149V149H147ZM159 151H160V150H159ZM165 151H166V150H165ZM169 151H170V150H169ZM172 151H173V150H172ZM172 151H170V152H172ZM197 151L194 152V155H196L195 153H197ZM7 152H9V151H7ZM96 152H97V151H96ZM140 152H141V151H140ZM140 152H139V153H140ZM161 152H162V151H161ZM170 152H169V153H170ZM182 152H183V151H182ZM193 152L191 153L192 155L190 154L192 157L194 156V155H193ZM202 152H203V150H202L200 153H199V152L197 153V154H198L197 157H196V156H195V158L193 157V162H191L192 160H189L190 157H188L187 152H185L186 154L183 152L185 155H187V158H188L187 160L185 159L186 156L184 155V157H183V154L181 153V154H182V158L180 157L179 159H180L181 161H187V162H188V163L186 162L187 165L185 164V165H186V168H185L186 170L188 169L187 166L190 167V165H191V164L189 163V161H190L191 163L196 162V161L198 160V156L200 157V155L202 154ZM10 153H12V152H10ZM43 153H44V154H43ZM84 153H85V152H84ZM87 153H88V151L86 152V154H87ZM128 153H132L131 156H130ZM135 153H134V155H137V154H135ZM204 153H205V152H204ZM211 153H212V152H211ZM211 153L208 154V156H211ZM215 153H216V152H215ZM254 153H255V152H254ZM33 154H31V155H33ZM96 154H98V153H96ZM108 154H110V153H108ZM125 154L127 155V158L124 157ZM154 154H156V153H154ZM179 154H180V153H179ZM199 154H200V155H199ZM18 155H19V154H18ZM31 155L26 156V157L28 158V157H30ZM103 155H104V154H103ZM190 155H189V156H190ZM203 155H204V154H203ZM203 155H202V156H203ZM214 155H215V154H214ZM10 156H11V155H10ZM19 156H20V155H19ZM24 156H23V158H24ZM51 156H52V155H51ZM53 156H54V155H53ZM53 156H52V158H53ZM108 156L110 157V155H108ZM122 156H123V158L125 159L124 161H123V159H122ZM129 156L132 157V158H130V160H129ZM202 156L199 158V160H202V158H203L205 162H204L203 160H202L201 162L204 163V165H205L206 162H207L206 160H208V159H209V160H213V159H212L213 157H212L211 159H210V157L207 159L208 156L205 157V158H204V156H203V157H202ZM205 156H206V155H205ZM217 156H218V155H217ZM20 157H21V156H20ZM43 157H44V156H43ZM56 157H57V156H56ZM63 157H64V156H63ZM68 157H69V158H68ZM81 157H82V159L84 158V160H85V157H87V156L85 155V156H81ZM136 157H137V156H136ZM174 157H175V156H174ZM219 157H220V156H219ZM46 158H47V157H46ZM106 158H108V157H106ZM164 158H166V154H165V157H164ZM214 158H215V157H214ZM226 158H227V157H226ZM21 159H22V158H21ZM24 159H26V158H24ZM28 159H29V158H28ZM71 159H73V161L75 160V162H72ZM80 159H81V158H80ZM94 159H96V157H95ZM140 159H141V158H140ZM149 159H150V158H149ZM157 159H158V158H157ZM182 159H185V160H182ZM195 159H197V160L194 161ZM205 159H206V160H205ZM43 160H44V159H43ZM43 160H42V162H44ZM50 160H51V159H50ZM52 160H53V159H52ZM61 160H62V159H61ZM77 160H78V162H77ZM133 160H134V159H133ZM142 160H143V159H142ZM162 160H163V159H162ZM199 160H198V165H199ZM216 160H218V159H216ZM216 160H214V161H216ZM222 160H223V159H222ZM2 161H3V160H2ZM28 161H29V160H28ZM85 161H87V158H86ZM95 161H96V160H95ZM134 161H135V160H134ZM146 161H147V158H146ZM159 161H160V160H159ZM181 161H180V162H181ZM214 161H212V162H214ZM219 161H221V160H219ZM23 162H24V161H23ZM55 162L58 163V160L55 161ZM63 162H64V161H62V163H63ZM131 162H132V163H131ZM156 162H157V161H156ZM161 162H162V161H161ZM180 162H179V163H180ZM201 162H200V163H201ZM209 162H211V161H209ZM225 162H226V161H225ZM250 162H251V161H250ZM25 163H26V162H25ZM48 163H49V161H48ZM53 163H54V162H53ZM57 163H56V164L54 163V164L57 165ZM70 163H69V164H70ZM83 163H86V162H82L81 164H83ZM107 163H108V161H107ZM136 163H138V162H136ZM136 163H134L133 161H130L129 164H130L132 167L128 165L129 167H131V168H129V169H130V170H133L134 165H135V166H138V168H140L141 165L139 166V165H137ZM148 163H150V165L152 166L151 169H152L153 167H156V166H153V165H152L153 162L150 161V162H148ZM151 163H152V164H151ZM183 163H185V162H183ZM183 163H182V164H183ZM207 163H208V162H207ZM214 163L216 164L217 162H214ZM218 163H219V162H218ZM221 163H222V165H224V166H223L224 168L226 167V165L229 166V164H228V163H227V164L224 163V161H222ZM223 163H224V164H223ZM50 164H51V163H50ZM54 164H53V165H54ZM102 164H103V163H102ZM133 164H134V165H133ZM143 164H144V163H143ZM168 164H169V163H168ZM180 164H181V163H180ZM188 164H190V165H188ZM195 164H196V165H195ZM195 164H194V165H195V167H196V166H197V162H196ZM208 164H210V163H208ZM225 164H226V165H225ZM27 165H28V164H27ZM43 165H45V164L43 163ZM51 165H52V164H51ZM51 165H50V166H51ZM145 165H146V162H145ZM147 165H148V164H147ZM150 165H149V167H148V166L146 167V168H148V170H150ZM178 165H179V164H178ZM178 165H177V162H176V166L174 165V166H172L171 168H172V169H173V167H174V168H175V167L177 168ZM183 165H184V164H183ZM183 165H182V166H179V167H180V168H181V167L183 168V167L185 166V165H184V166H183ZM192 165H193V164H192ZM192 165H191V166H192ZM206 165H207V164H206ZM210 165H213V163H211ZM217 165H218V164H216V166H217ZM232 165H233V164H232ZM232 165H231V168H229V169L225 168V169H227L228 171H229V170H230V171H231V170H232V171L235 170L234 172H236V171L238 170V168H239V165L235 164L236 166H233L234 168L238 166V167H237V170H236V168L233 170ZM13 166H14V165H13ZM29 166L31 167V165H29ZM39 166H40V165H39ZM57 166H58V165H57ZM72 166H73V165H72ZM78 166H79V165H77V167H78ZM112 166L115 167V164L112 165ZM162 166H163V165H162ZM167 166H168V165H167ZM202 166H203V164L201 165V167H196L197 171H198V168H201V170H202V169H203ZM207 166H209V165H207ZM216 166H215V167H216ZM35 167H36V166H35ZM54 167H55V166H54ZM58 167H59V166H58ZM65 167H66V166H65ZM77 167H75V168H77ZM102 167H103V165L101 166V168H102ZM119 167H118V169H119ZM125 167H126V168H125ZM143 167H144V165H143ZM169 167H170V166H169ZM179 167H178V168H179ZM192 167H194V166H192ZM192 167H190L189 169H191ZM209 167H210V166H209ZM209 167H207V169H210V171L207 170V169H206V166H205V169L202 170V171H204V174H203V173H202V174L205 175V174L207 173L206 176H205V177L207 178V175L210 174V172H212V173H211L212 175H209L208 177H210V178L212 177V178H213V177H214V176H213V171H211V170H212V169L214 170L215 167H214V166H212V167H214V168H211V167L209 168ZM218 167H219V168H218ZM240 167H241V166H240ZM37 168H38V167H37ZM51 168H52V167H51ZM62 168H63V167H62ZM66 168H67V167H66ZM84 168H85V167H84ZM88 168H91V167H88ZM92 168H93V167H92ZM103 168H104V167H103ZM134 168H135V170H134L135 172H136V171H139L138 169L136 170V167H134ZM141 168H142V166H141ZM141 168H140V170H141ZM165 168H166V167H165ZM165 168L163 167V169H160V170H163V171L165 170V171H166ZM217 168H218V170H219L220 172H222V176H223V174H227V173H228L227 171H226L227 173H224V172H225L224 168H223V171H224V172L220 169V168H222V167L220 166V164H219V166H217ZM241 168H242L243 171H244V168H245V170H246V169H247V166L244 167V168H243V167H241ZM251 168H252V167H251ZM253 168H255V167H253ZM256 168H257V167H256ZM43 169H45V168H43ZM54 169H56V168H54ZM68 169H69V168H68ZM68 169H66V170H68ZM78 169H79V168H78ZM78 169H76V170H78ZM106 169H108V168H106ZM109 169H110V168H109ZM111 169H112V168H111ZM113 169H114V168H113ZM144 169H145V168H144ZM144 169H143V172H144ZM153 169H156V168H153ZM153 169H152V171H150V172L153 173ZM168 169H169V168L167 167V170H168ZM189 169H188L187 171H189ZM194 169H195V168H194ZM194 169L192 168L191 170L193 171ZM196 169H195V171H196ZM239 169H240V168H239ZM248 169H250V167H248ZM248 169H247V170H248ZM34 170H35V169H34ZM49 170H50V169H48V171H49ZM100 170H101V169H100ZM114 170L118 171L117 169H114ZM170 170H171V169H170ZM186 170H185V172H186ZM201 170L198 171L199 173H198V172H195V173H196V174L198 173L199 175H201V173H200ZM205 170H206L207 172H206ZM215 170H216V169H215ZM215 170H214V172L217 171V172H216L217 175H216V173H215V176L217 177V179H220V176L218 175V174H220V173L218 172V170H216V171H215ZM240 170H241V169H240ZM247 170L245 171L247 174H245L244 172H242V170H241L240 172H242L243 175H251L252 172L249 171V172H250V174H249ZM250 170L253 171L252 169H250ZM41 171H42V169H41ZM50 171H51V170H50ZM78 171H79V170H78ZM91 171H92V169H91ZM110 171H111V170H110ZM128 171H129V170H128ZM128 171H126L127 174H128ZM154 171L156 172V171H158V170H154ZM171 171H172V170H171ZM173 171H174V170H173ZM178 171H179V169H177V173H179ZM183 171H184V168L182 169V172H181V171H180V172L183 174ZM208 171H209V172H208ZM232 171H231V172H232ZM54 172H55V171H54ZM58 172H59V171H58ZM101 172H102V171H101ZM111 172H112V171H111ZM145 172H146V169H145ZM145 172H144V173H145ZM150 172H149V173H150ZM159 172H160V171H159ZM159 172H158V173H159ZM166 172H168V171H166ZM190 172H191V171H190ZM190 172H189V174L186 173V175H185V174H184V175H185V176H188V175L190 176V175L192 174V175L190 176V178L193 177V178H196V179H198V180L200 179V182H198V180H197V182H198V183H201V182H202L201 179H202L203 176H200L201 178H200V177L198 178V174H197V176H196V175H194V173H190ZM231 172L228 173L229 176L231 177V176L233 175L232 177H235V180H234L232 177H231V178H232L234 181L237 182V180H238V184H239V183L243 184V179H242V178L244 177V179H245L246 176H243L241 173H238L239 170H238V172H236V174H235L234 172H233V174H232ZM71 173H72V171H71ZM115 173H117V172H115ZM118 173H117V174H118ZM126 173H125V176H126ZM130 173H131V171L129 172V174H130ZM139 173L142 174L141 172H139ZM139 173L137 172L136 174H139ZM149 173H148V171H147L146 174L140 175V178H141V176H144V175L147 176V174L149 175ZM152 173H151V174H152ZM158 173H155V174L157 175ZM161 173H163V172L161 171ZM161 173H159L160 176H161ZM164 173H165V172H164ZM169 173H170V172H169ZM181 173H180V174H181ZM254 173H255V172H254ZM75 174H76V173H75ZM80 174H81V173H80ZM80 174H79V175H80ZM82 174H84V173H82ZM117 174H116V175H117ZM131 174L134 175L133 173H131ZM131 174L128 175L127 177H129L131 180H132V178H133V179H136V180L138 179L137 177H139V175H138L137 177H136V175H134V176L131 178ZM151 174H150V175H151ZM155 174H154L155 181H153L154 179L151 180V182L148 181V178H149V177H150L151 179L154 178V177H151L150 175H149L148 178H144L145 176H144L143 178H141V179L143 180V181H140V182H139V183H143V185H142V184H139V185H141V188H143V186H145V188H147V186L149 185V183L152 184V181H153V184H154V183L156 182V177L158 178V176H159V175H158V176H155ZM180 174H178V175H180ZM187 174H188V175H187ZM228 174H227V175H224L223 177L221 176L222 179L216 181V182L219 181V184H218V185H220V183L222 184V182H223V184L226 183V185H227L226 187H228V186L230 187V185L233 184V182H234L233 180H232V184H230L231 182L229 183L230 185L227 183L228 180L231 181V178L228 176ZM230 174H231V175H230ZM234 174H235V175H237V174H241L242 177H241V178L239 177V178L242 179V181L237 177L238 175H237V176H234ZM252 174H253V173H252ZM87 175H88V174H87ZM90 175H91V174H90ZM109 175H110V174H109ZM152 175H153V174H152ZM193 175H194V176H193ZM220 175H221V174H220ZM257 175H258V178L261 176L258 172H257ZM76 176H77V178H78V182H79V180H80L79 178H80V177H78V175H76ZM96 176H97V175H96ZM104 176H105V175H104ZM163 176H164V175H163ZM163 176H161V177H163ZM165 176H166V175H165ZM173 176H174V175H173ZM226 176H227V177H226ZM254 176H255V174H254V175H251V177L247 178L248 180H246V179L244 180L245 182L248 181V182H246L247 184H245V182H244L245 187L249 184V179L253 178ZM74 177H75V176H74ZM85 177H86V176H85ZM85 177H82V176H81V178H85ZM87 177H88V176H87ZM87 177H86V178H87ZM94 177H95V176H94ZM98 177H99V176H98ZM106 177H107V176H106ZM114 177H115V176H114ZM161 177H160V180H158L159 182L161 181ZM176 177H177V176H176ZM182 177L184 178L183 175H182ZM205 177H204L203 180H205ZM216 177H214V178H216ZM218 177H219V178H218ZM224 177H226V179L228 178V180H225ZM255 177H256V176H255ZM255 177H254L253 179H255ZM86 178H85V179H86ZM140 178H139V179H140ZM178 178H179V177H178ZM186 178H187V177H186ZM186 178H185V180H186ZM190 178H189V179H190ZM210 178H209V179H210ZM214 178H213V179H214ZM229 178H230V179H229ZM236 178H238V179H236ZM258 178H257V181H258V182H256V183H257V184H260V183H261L260 185H263L262 182H264V180H263L264 178L262 179L263 181L260 179L262 182L259 181ZM261 178H262V176H261ZM87 179H88V178H87ZM97 179H98V178H97ZM109 179H110V178H109ZM127 179H128V178H127ZM139 179H138V180H139ZM196 179H194L195 181H191V180H190V182H191V183H190V184H191V187L193 186L192 183H195V182H196ZM207 179H208V178H207ZM209 179H208V180H209ZM223 179H224V181H226L225 183H224ZM253 179H252V180H253ZM146 180H147L148 183L146 182L147 184L144 185V183H145ZM163 180H164V179H163ZM187 180H188V179H187ZM187 180H186V181H187ZM208 180H206V181L208 182ZM214 180H215V179H214ZM214 180H212V181H214ZM252 180H251V181H252ZM75 181H76V179H75ZM89 181H91V180H89ZM106 181H107V180H106ZM158 181H157V182H158ZM169 181H170V180H169ZM181 181H182V180H181ZM206 181H205V182H206ZM209 181H211V180H209ZM255 181H256V180H255ZM255 181H254V182H255ZM86 182H88V181H86ZM86 182H85V183H86ZM98 182H99V180H98ZM100 182H101V180H100ZM135 182H136V181H135ZM157 182H156V184L159 185ZM207 182H206V184H209V182H208V183H207ZM214 182H215V181H214ZM259 182H260V183H259ZM81 183H83L82 180H81ZM88 183H89V182H88ZM115 183H116V182H115ZM129 183H130V182H129ZM136 183L138 184V182H136ZM136 183H135V184H136ZM256 183H255V185H256ZM121 184H122V183H121ZM121 184H120V185H121ZM202 184H203V182H202ZM211 184H213V183H211ZM211 184H210V185H211ZM215 184L217 185V183H215ZM238 184H236V185H238ZM241 184H240V185H241ZM253 184H254V183H253ZM253 184H252V187L250 186L249 189L255 187V185L253 186ZM118 185H119V184H118ZM120 185H119V186H120ZM139 185H137V186L139 187ZM162 185H163V184H162ZM188 185H189V180H188ZM195 185H196V189H197V184H195ZM210 185L207 186V185H205V183H204V187L202 186V187H201V190H203V191H204L205 189L207 190V188H205V186L209 188ZM213 185H214V184H213ZM213 185L211 186L212 189H213V187H214ZM236 185H235V182H234V184L232 185V188H233V186L236 187ZM249 185H251V184H249ZM123 186H124V185H123ZM151 186H152V185H151ZM151 186H149V187H151ZM153 186L156 187V185H153ZM153 186H152V187H153ZM159 186H160V185H159ZM182 186H183V185H182ZM221 186H222V189H225V190H227V189L229 188V187H228L227 189H226V187L223 188L225 185H224V186L221 185ZM256 186H257V187L254 188L255 190H254V189H252V190H254V191L256 192V190H258L257 188L259 187L260 189L262 188V190L264 191V189H263L264 186H263V187H260V186H258V185H256ZM149 187H148V188H149ZM180 187H181V186H180ZM187 187H188V186H187ZM191 187L189 186L190 190H191ZM215 187H217V186H215ZM235 187H234V189H235V190L237 191V193H239V194L242 193L243 191H244V193H245L246 190H244V189H246V188L248 189V186H247L246 188L243 187V190H241V187H242V186L239 187V185H238L236 188H235ZM238 187H239V190H241V192L238 190ZM105 188H106V187H105ZM117 188L119 189L120 187L117 186ZM133 188H134V187H133ZM160 188H161V187H160ZM162 188H163V187H162ZM185 188H186V187H185ZM199 188H200V186H199ZM203 188H204V189H203ZM230 188H231V187H230ZM232 188L229 189V190H231L232 192H234L235 190H233ZM91 189H92V188H91ZM120 189H121V188H120ZM120 189H119V190H120ZM122 189H124V192H125V188H122ZM152 189H153V188H151V190H152ZM157 189H158V187H157ZM194 189H195V186L192 187V191H191V192L195 191ZM260 189H259V190H260ZM181 190H182V189H181ZM183 190H184V189H183ZM190 190H189V191H190ZM199 190H200V189H198L197 191H199ZM208 190H210L209 192L212 191L211 188H209ZM208 190H207V192H205L206 195H207V194H210V193H208ZM219 190H220V188H219ZM225 190H223V191L225 192ZM259 190H258V191H259ZM262 190H260L261 193H262ZM161 191H162V190H161ZM189 191H188V193H189ZM197 191L193 192V193H196V194H197L196 196H198V194L200 193V192H197ZM203 191H202V192H203ZM214 191H215V189H214ZM216 191L218 192L217 195H216V193H215ZM216 191H215V192L212 191V192L215 193L216 196L219 195V197H217V198H220L221 195L219 194V192H220L221 190L218 191V187H217ZM227 191H228V190H227ZM248 191L251 192V190H247L246 192H247L248 194L245 193L244 196H247V197H248V195H249V197H250L251 193L249 194ZM254 191H253V193H254ZM126 192H127V191H126ZM149 192H150V191H149ZM202 192H201L200 195H202ZM228 192H229V191H228ZM228 192H225V193H226V196L228 195V197H229ZM160 193H162V192H160ZM205 193H203V194H205ZM222 193H223V192L221 191V194H222ZM225 193H223V196L225 195ZM230 193H231V192H230ZM235 193H236V192L231 193V194H233V195H232L233 197L235 196ZM244 193H243V194H244ZM259 193H260V192H258L257 194H259ZM261 193L258 195L260 198H257V197H256V193H254V194H255V197H254V194H252V195H253V198H252L251 200H253V199H255V198H256V199L253 200V203H252V202H247V204H249V203H251V204H249V205H254V204L256 205V204H257V205H256V208H258L260 205L258 206V203H254V201L259 202L258 199H260V200L263 199V197L261 198V196H262ZM4 194H5V193H4ZM110 194H111V193H110ZM231 194H230V196H231ZM243 194H241V195H237V199H236V196H235V198H233V197L231 196V197H232V199L230 200L231 203H230V201L228 200L229 203H230V204L228 203V205H229V206H235L236 204L232 205L233 203H237V202H234L235 199L239 202V201H240V197L242 196V198H243ZM0 195H1V194H0ZM193 195H195V194H193ZM211 195H212V193H211ZM215 195L213 194V196L216 198ZM252 195H251V196H252ZM263 195H264V194H263ZM73 196H74V195H73ZM92 196H93V195H92ZM99 196H100V195H99ZM114 196H115V195H114ZM126 196H127V195H126ZM156 196H157V195H156ZM158 196H159V195H158ZM163 196H164V195H163ZM190 196H192V195H190ZM196 196H195V197L193 196V197L199 200V197H200V196H198V198H197ZM202 196H203V195H202ZM223 196H221V197H223ZM226 196H225V197H226ZM166 197H167V196H166ZM193 197H191V198H193ZM204 197H205V195H204ZM204 197H203V199H204ZM214 197H213V198H214ZM228 197H226V198H228ZM238 197H239V199H238ZM247 197H246V198H247ZM2 198H3V197L1 196L0 201H5V199L3 200ZM73 198H74V197H73ZM95 198H96V196H95ZM158 198H159V197H158ZM163 198H164V197H163ZM163 198H162V199H163ZM168 198H169V197H168ZM201 198H202V197H201ZM208 198H210V197H208ZM208 198H206V199H208ZM213 198H211V200H212ZM226 198L223 197V198H221V199H219V200H221V203H222V202H223L222 199H225V200H226ZM246 198L244 197V200H245V201H246ZM80 199H81V198H80ZM92 199H94V198H92ZM101 199H102V200H103V199H106V200H107V198H101ZM155 199H156V198H155ZM203 199H200V201L203 200ZM228 199H230V198H228ZM6 200H7V199H6ZM102 200H100V202L98 201L100 205H102V204H101V201H102ZM106 200H104L105 203H107L108 201H110V200H108V201H106ZM159 200H160V199H159ZM163 200H164V199H163ZM192 200L194 201L195 199H192ZM213 200H214V199H213ZM233 200H234V201H233ZM244 200H243V201H244ZM263 200H264V199H263ZM263 200L261 201V203L264 202ZM7 201H9V200H7ZM22 201H23V200H22ZM63 201H64V200H63ZM70 201H71V200H70ZM84 201H85V200H84ZM87 201H88V200H87ZM87 201H86V202H87ZM95 201H97V200H95ZM147 201H148V200H147ZM204 201H205V200H204ZM204 201H203V203H204ZM232 201H233V202H232ZM243 201H240V202L243 203ZM248 201H249V200H248ZM16 202H17V201H16ZM16 202H14V203H16ZM86 202H85V204H86ZM93 202H94V200H93ZM98 202H96V204H97ZM145 202H146V201H145ZM166 202H167V201H166ZM194 202H197V200L194 201ZM201 202H202V201H201ZM205 202H207V200H206ZM209 202H210V199H209ZM212 202H213V201H212ZM212 202H211V204H212ZM214 202H215V200H214ZM214 202H213V203H214ZM216 202H217L216 204H212V205L219 206V205H220V202H219V204H218V201H217V200H216ZM9 203H10V202H6V201L4 202V204H5L7 207H9L10 209H12V207H14L15 205H14V204L11 205V204H9ZM26 203H28V202H26ZM26 203L24 202L23 205H26ZM82 203H83V202H82ZM90 203H92V202L89 201V202L87 203L88 206H89ZM102 203H104V202H102ZM109 203H110V202H109ZM113 203H114V202H113ZM198 203L200 204L199 201H198ZM224 203H225V202H224ZM224 203H222V205H220V207L223 206ZM261 203H259V204H261ZM16 204H17V203H16ZM83 204H84V203H83ZM193 204H194V203H193ZM217 204H218V205H217ZM237 204H238V203H237ZM240 204H241V203H239V205H240ZM90 205H92V204H90ZM112 205H113V204H112V202H111L108 206H107V205H105V206H107V207L111 206V207H113V209H114V205H115V204H114L113 206H112ZM204 205L206 206L207 204H204ZM208 205H209V204H208ZM208 205H207V207H208ZM212 205H211V206H212ZM224 205L227 206V203L224 204ZM244 205H246V202L244 203ZM244 205L241 204V206H243V207H244ZM19 206H22V205H19ZM27 206H28V205H27ZM48 206H49V205H48ZM191 206H192V205H191ZM229 206H228V207H229ZM246 206H247V205H246ZM262 206H263V203H262ZM262 206H261V208H260V207H259V208H260V209L264 208V207H262ZM32 207H34V205H32ZM67 207H68V206H67ZM90 207H92V206H90ZM94 207H95V206H94ZM102 207H103V206H102ZM115 207H117V206H115ZM198 207H199V206H198ZM198 207H197V208H198ZM207 207H205V208H207ZM209 207H210V206H209ZM209 207H208V208H209ZM224 207H225V206H223V208H224ZM228 207H227V208H228ZM239 207H240V206H238V208H237V207H234V208L237 209L236 211H239V214H241V213H243V212H242L243 210L241 211V208H242V207H240V210H239ZM250 207H251V206H250ZM252 207H253V206H252ZM35 208H36V207H35ZM37 208H38V206H37ZM54 208H56V207H54ZM83 208L86 209V207H83ZM87 208H88V207H87ZM109 208H110V207H109ZM117 208H118V207H117ZM117 208H116V209H117ZM189 208H190V207H189ZM193 208H194V207H193ZM205 208H203V209L205 210ZM225 208H226V207H225ZM232 208H233V207H232ZM247 208H248V209H247L248 211H245L244 213H247V214H248L250 208H249V206H248ZM254 208H255V207H254ZM254 208H251V210L254 209ZM256 208H255V209H256ZM42 209H46V211H48V212H52V213L56 210V209L54 210L53 207H45V208L42 207ZM63 209H64V208H63ZM67 209H68V208H67ZM92 209H93V208H92ZM92 209H91V210H92ZM95 209H96L97 211H102V209H99L98 206H96ZM211 209L214 210L213 207H211ZM219 209H220V208H219ZM221 209H222V208H221ZM243 209H244V208H243ZM75 210H76V209H75ZM87 210H89V209H87ZM104 210H105V209H104ZM110 210H112V209H110ZM119 210H120V209H119ZM189 210H190V209H189ZM192 210H193V209H192ZM192 210H191V212H192ZM197 210H198V209H197ZM200 210H201V209H200ZM207 210H208V209H207ZM209 210H210V208H209ZM215 210H216V211H215ZM215 210H214V213L216 212V213H215L216 215H214V214L212 215V214L210 213L212 210H210V212L208 213L209 215H210V214L212 215L211 218H213V216H217L218 213H219V214H222V213H220V210L218 211V213H217V209H215ZM229 210H230L229 208H228V210H227V209H225V210H221V211H226V213L224 212V213L222 214V218H223V216H225V215H229L230 213H231V216H232V217H233L234 215H236V216L239 215L238 213H237L238 215H237V214H233L234 211H235L234 209H233V210H234L233 213H232V211H229ZM245 210H246V208H245ZM251 210H250V211H251ZM263 210H264V209H263ZM39 211H41V209H39ZM44 211H45V210H44ZM65 211H66V210H65ZM72 211H73V210H72ZM72 211H71V212H72ZM84 211H85V210H84ZM93 211H94V209H93ZM194 211H195V212H194ZM205 211H206V210H205ZM205 211H202V212L200 211V212H201V214H202L203 212L205 213ZM227 211H229V212H227ZM240 211H241V213H240ZM257 211H258V210H257ZM261 211H262V210H261ZM68 212H70V211H68ZM75 212H76V211H75ZM77 212H78V210H77ZM87 212H88V211H87ZM102 212H103V211H102ZM196 212H199V211H196V209H195V210H193L192 213H196ZM62 213H65V212L62 211ZM66 213H67V212H66ZM78 213H79V212H78ZM160 213H161V212H160ZM162 213H163V212H162ZM206 213H207V212H206ZM206 213H205V214H206ZM227 213H229V214H227ZM235 213H236V212H235ZM250 213H251V212H250ZM49 214H50V213H49ZM60 214H61V212H60ZM69 214H70V213H69ZM69 214L66 215V217L69 216ZM72 214H73V213H71L70 217H72ZM87 214H88V213H87ZM87 214H86V215H87ZM89 214H90V213H89ZM99 214H100V213H99ZM101 214H102V213H101ZM101 214H100V215H101ZM121 214H122V213H121ZM165 214H166V213H165ZM201 214H200V215H199L198 213L196 214V216L199 215L200 220H202L201 218H203V217H201L203 214H202V215H201ZM219 214H218V215H219ZM224 214H225V215H224ZM253 214H254V213H253ZM255 214H256V213H255ZM73 215H74V214H73ZM103 215H104V214H103ZM159 215H160V214H159ZM190 215H192V214L190 213ZM190 215H189V218H190ZM242 215H244V214H241V216H242ZM245 215H246V214H245ZM245 215H244V216H245ZM38 216H39V215H38ZM88 216H89V215H88ZM108 216H109V215H108ZM162 216H163V215H162ZM206 216H207V215H206ZM219 216H220V215H219ZM236 216H234V217H236ZM239 216H240V215H239ZM241 216H240V217H241ZM244 216L241 217V218H244ZM247 216H248V215H247ZM160 217H161V216H160ZM182 217H183V216H182ZM192 217H193V215H192ZM192 217H191V219H192ZM217 217H218V216H217ZM217 217H216V218H217ZM220 217H221V216H220ZM229 217H230V216H228V218H229ZM240 217H239L238 220H240ZM250 217H252V214H250ZM250 217H248V218L251 220ZM106 218H107V215H106ZM164 218H165V216H164ZM184 218H185V217H184ZM189 218H187V219L189 220ZM228 218L225 217V220L227 221ZM237 218H238V217H236L235 219H237ZM253 218H254V220H255L256 216L253 217ZM71 219H73V218H71ZM111 219H112V218H111ZM162 219H163V218H162ZM168 219H169V218H168ZM178 219H179V218H178ZM185 219H186V218H185ZM213 219H215V217H214ZM218 219H219V218H218ZM235 219H234V218H233V219H232V218H231V219H228V220H229L228 223L230 224V223H231L230 220H233V224H232V225L234 226V221H235ZM73 220H74V219H73ZM141 220H142V219H141ZM194 220H195V219H194ZM194 220H193V221H194ZM207 220H208V221H212V220H209V217H208ZM207 220H206V222H207ZM225 220L222 221V222H220V223L225 222ZM241 220H243V219H241ZM244 220H245V219H244ZM244 220L241 221V222L244 223ZM246 220H247V218H246ZM254 220L252 219L251 222H252V221L254 222ZM0 221H2V222L5 221V222H7V219H6V217L0 215ZM74 221H75V220H74ZM81 221H82V220H81ZM174 221H175V220H174ZM193 221H192V222H193ZM198 221H199V220H198ZM198 221H196L197 224L200 223V221H199V222H198ZM204 221H205V219L203 220V222H204ZM217 221H218V220H217ZM217 221H215V224H216V225H217ZM247 221H248V220H247ZM247 221H245V223H246ZM162 222H163V221H162ZM192 222H190V223L192 224ZM201 222H202V221H201ZM203 222H202V223H203ZM236 222H237V220H236ZM239 222H240V221H238V224H239ZM241 222H240V225H242ZM255 222H256V221H255ZM255 222H254V223H255ZM258 222H259V221H258ZM263 222H264V221H263ZM163 223H164V222H163ZM173 223H174V222H173ZM184 223H185V222H184ZM184 223H183V224H184ZM209 223H210V222H209ZM211 223L213 224V222H211ZM211 223H210V226H212ZM245 223H244V225H245ZM254 223H253V224H254ZM4 224H5V223H4ZM75 224H76V223H75ZM194 224H195V222H194ZM205 224H207V223H205ZM215 224H213V225L216 226ZM225 224H227V222H225ZM247 224H248V223H247ZM258 224H259V223H257V225H254V227H255V226H257V227H255V228L252 227L249 231L253 232V235H254V234L257 235V236H259V235H264V227H263L264 225H263L262 227H260V228H263V229H260V228H258V226H259ZM262 224H263V223H262ZM195 225H196V224H195ZM218 225H219V224H218ZM227 225H228V224H227ZM227 225H226V227H227ZM232 225H231V226H232ZM235 225H237V223H236ZM260 225H261V224H260ZM10 226H11V225H10ZM19 226H21L22 230H20V228H19L18 230H20L21 232L24 231L25 234H26V236L28 235L27 233H30V232H29L30 230L28 231L29 228H30V229L32 228L31 230H33V228H34V230H35V229H36V230L39 229L38 231H41V230H42V231H44V230L48 231V229H49V230L51 229V230H53V231H55V232H57V233H59V234H61V235L63 234L62 231H61L59 228H55V227L48 228V227H46L45 225H40L39 223H38V224H37V223H36V224H30V225H29V224H27V225H23V224H22V225H19ZM104 226H105V225H104ZM186 226H187V225H186ZM186 226H183V227H186ZM188 226H189V225H188ZM188 226H187V227H188ZM191 226H192V225H191ZM193 226H194V225H193ZM193 226H192V227H193ZM196 226H197V225H196ZM196 226H195V228H196ZM233 226H232V227H233ZM242 226H243V225H242ZM251 226H252V225H251ZM201 227H203V225H201ZM204 227H206V225H205ZM207 227H208V226H207ZM212 227H213V226H212ZM223 227H224V226H223ZM249 227H250V226L248 225L247 228H249ZM11 228H12V227H11ZM14 228H15V227H14ZM17 228H18V227H17ZM113 228H114V227H113ZM195 228H193V229H195ZM198 228H200V224L198 225ZM224 228H225V227H224ZM228 228H230V227H228ZM238 228H239V226H238ZM201 229H202V228H201ZM209 229H210V228H209ZM231 229H232V228H231ZM241 229H242V228H241ZM245 229H246V228H245ZM36 230H35V232H36ZM101 230H102V229H101ZM107 230H108V229H107ZM196 230H197V229H196ZM16 231H17V230H16ZM27 231H28V232H27ZM108 231H110V230H108ZM118 231H119V230H118ZM121 231H122V230H121ZM199 231H200V230H199ZM201 231H202V230H201ZM204 231H205V229H204ZM204 231L202 232L203 234H204ZM236 231H237V230H236ZM245 231H247V230H245ZM13 232H14V231H13ZM17 232H18V231H17ZM26 232H27V233H26ZM104 232H105V231H104ZM122 232H123V231H122ZM122 232H121V233H122ZM125 232H126V231H125ZM178 232H179V231H178ZM189 232H190V231H189ZM229 232H230V231H229ZM254 232H255V233H254ZM5 233H6V232H5ZM18 233H19V232H18ZM22 233H23V232H22ZM22 233H20V234H22ZM40 233H43V232H40ZM119 233H120V231H119ZM121 233H120V234H121ZM190 233H191V232H190ZM197 233H198V232H197ZM226 233H227V232H226ZM231 233H232V232H231ZM256 233H257V234H256ZM30 234H31L30 236H32V233H30ZM33 234H34V233H33ZM43 234H44V233H43ZM48 234H49V233H48ZM210 234H211V233H210ZM14 235H15V233H14ZM23 235H24V234H23ZM23 235H22V236H23ZM37 235L39 236V234H36V235H34V236H37ZM253 235H252V236H253ZM0 236H1V235H0ZM16 236H17V234H16ZM22 236H21V237H22ZM34 236H33V237H34ZM38 236H37V237H38ZM55 236H56V235H55ZM112 236H113V235H112ZM112 236H111V238H113ZM226 236H227V234H226ZM231 236H232V235H231ZM7 237H8V236H7ZM12 237H13V236H12ZM23 237H24V236H23ZM33 237H32V238H33ZM61 237H62V238H63V237L65 238V236H59V237H58V238H59V241L54 242V239H53L52 242H54V243H52L51 245H53V246H52L53 249H54V248H57L58 245H60L61 247H63V249H60L61 252H62V250L65 249L64 253H62V254H61V253H60V254L58 253L60 250H59L58 252H56V253H57V254H56L55 252H54V253H49L46 249H41V248L38 249L39 251H35L36 249L33 250V248H32V249L29 248L30 250H29V249H24V250H23V249L21 248L22 250H20V251L23 252V254H22V252H21V253H20L19 251L17 252V250L13 251V249H9V248H11L9 244H8V245H9V248H8V245H7V246H5L4 244H3V245H0V264H257V263L254 261V259H253L252 261H244V260H243V261H239V260H238V262L227 261L224 257H222V256H220V255H218V254H213V255H211V254L207 253L206 249H204L203 246L201 247V245H200V246H198V245H194L193 243H190L189 241L187 242V240H184V241H186V242H184V241H180V243H174V242H173V243H166V244L158 245V246H148V245H147V246H145V245L143 246V245H142L143 247H142V246H139V248H142V251L140 252V251L138 250L139 252L137 251V254H135L136 256H135L134 259H127V258L124 256V254H125L126 250H130V247H129V246L125 247V245H127V244L121 245L120 243L116 242L115 239H111V238L109 237V235H108L107 237H109L110 239H107L106 241L102 240V241H103L102 243H98V244H95V245H91V244H90V241H89L90 239H88V238H89L88 236H87V239H86V240H82V239H81V240H78L79 242H76L74 238L70 239L71 237H70L69 239L66 237L67 239H61V240H60ZM72 237H73V236H72ZM142 237H143V236H142ZM245 237H246V236H245ZM249 237H250V236H249ZM260 237H261V236H260ZM262 237H264V236H262ZM262 237H261V238H262ZM2 238H3V237H2ZM16 238H17V237H16ZM16 238H15V240H17ZM27 238H28V237H27ZM30 238H31V237H30ZM35 238H36V237H34V239H35ZM47 238H48V237H47ZM134 238H135V237H134ZM21 239H23V238H21ZM38 239H39V238H38ZM40 239H41V238H40ZM40 239H39V240H40ZM73 239H74V240H73ZM84 239H85V238H84ZM259 239H260V238H259ZM262 239H263V238H262ZM27 240H29V239H27ZM35 240H36V239H35ZM42 240L44 241V239H42ZM42 240H40V241H42ZM47 240H48V239H47ZM22 241H24V240H22ZM91 241H92V240H91ZM135 241H136V240H135ZM238 241H239V240H238ZM12 242H13V241H12ZM14 242H15V241H14ZM18 242H19V241H18ZM30 242H31V241H30ZM32 242H33V241H32ZM45 242H48V241H45ZM154 242H155V241H154ZM156 242H157V241H156ZM170 242H171V241H170ZM1 243H4V242H1ZM5 243H6V242H5ZM25 243H26V242H25ZM11 244H12V243H11ZM38 244H39V243H38ZM196 244H197V243H196ZM13 245H15V247H17L16 244H12L11 246H13ZM17 245H19V243H18ZM42 245H43V244H42ZM45 245H46V244H45ZM48 245H49V242H48ZM130 245H131V244H130ZM21 246H22V245H21ZM29 246H30V245H29ZM15 247H14V249H15ZM41 247H42V246H41ZM44 247H45V246H44ZM47 247H48V246H47ZM52 247H51V248H52ZM61 247H60V248H61ZM17 248H18V247H17ZM25 248H26V247H25ZM42 248H43V247H42ZM51 248L49 247V250H50ZM58 248H59V246H58ZM58 248H57V249H58ZM135 248H137V247H135ZM47 249H48V248H47ZM18 250H19V249H18ZM25 250L27 251V252H26L27 254H25V256H23L24 253H25V252H24ZM28 250H29V251H28ZM132 251H133V250H132ZM134 252H136V251H134ZM132 254H133V253H132ZM130 256H131V255H130ZM244 257H245V256H244ZM130 258H131V257H130ZM245 260H246V259H245ZM257 261H258V260H257ZM258 262H259V261H258ZM259 264H260V262H259ZM263 264H264V263H263Z\"/></svg>",
  "mask_w": 264,
  "mask_h": 264
},
{
  "label": "trees",
  "instance_id": "trees-1",
  "mask_svg": "<svg viewBox=\"0 0 264 264\" xmlns=\"http://www.w3.org/2000/svg\"><path fill=\"white\" fill-rule=\"evenodd\" d=\"M0 213H2L3 214V212L0 210Z\"/></svg>",
  "mask_w": 264,
  "mask_h": 264
}]
</instances>
